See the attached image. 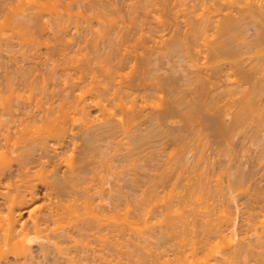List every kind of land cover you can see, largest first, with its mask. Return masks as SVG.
I'll use <instances>...</instances> for the list:
<instances>
[{
    "label": "bare ground",
    "instance_id": "1",
    "mask_svg": "<svg viewBox=\"0 0 264 264\" xmlns=\"http://www.w3.org/2000/svg\"><path fill=\"white\" fill-rule=\"evenodd\" d=\"M9 1V0H8ZM14 1V0H13ZM20 1V0H19ZM23 1V0H22ZM25 1H27V0H25ZM33 0H31V4L33 3L32 2ZM40 1V0H39ZM39 1L37 2V3H39ZM46 1H48V0H45L44 2H46ZM60 1V0H59ZM74 1H77V0H74ZM103 1V0H102ZM146 1V3H143V8L142 9H144V11L146 12L145 14L146 15H149V14H147V11L146 10H148L149 8L150 9H154V8H151L150 6L151 5H153L154 7H155V5H157L158 3H156L155 4V2H162V0L161 1H159V0H145ZM173 1V0H172ZM176 1V0H175ZM184 1V0H183ZM213 1H215L216 3L213 5V6H211V5H208V2L206 3L205 1H204V3H203V0H200V3H202L201 5L203 6L204 4V6H205V8H204V6L202 7V9L204 8L205 10H207V12H204V10H202V13L201 12H199V10H197V11H195L194 12V10L192 11L191 9H190V13L189 12H187V13H185V14H187V16H188V14L189 15H192L193 13H194V17L195 18H193V15H192V17L191 18H189V21H190V24L188 25V27L186 26V28H188L187 29V31L186 32H184L186 29H185V27L183 28L180 24V26H178V24L176 23H172L173 21L172 20H174L175 19V17L176 16H173L174 15V12L176 11H174L173 12V14L171 15V12L169 11H167V10H162L161 8L163 7V5L164 4H166V5H168V2H166V3H164V1L160 4L161 5V8L160 7H157V9H161L163 12H162V15H161V17L160 18H162L161 20H163V23H164V21L166 22L165 24H163L162 23V21L160 22V18H159V16H157L156 18H157V27H160V28H162V29H159V31H161L162 33H166V31H165V29H168L169 30V32H170V36H169V39H166L167 41H166V43H167V49H168V53H170V55H176V57L177 56H180V54H182L181 52H183L184 50H187V51H184V53L186 52L187 54H188V56H189V60H193L192 61V63L194 62L195 64H193L194 65V67H192V68H194L195 69V66H196V69H195V71L192 73V72H189V73H191L190 75H186L187 77H186V79H184L183 81H184V83L182 84L181 82L179 83L180 85V87L181 86H183V88L181 87V89H180V87H178L179 88V90L178 89H176L177 91L175 92V93H172V94H170L169 95V98L166 96V99L165 98H160V101H162L163 100V102L164 103H161V106H160V108H162V110H158V114L157 113H155V112H147V108L149 107V106H151V105H149V104H152V105H154V102L155 101H153L152 102V100L151 99H153V97H154V95L153 94H149V93H147L148 92V90L149 89H145L146 87H142V89H140L141 88V84L143 85V83H141V84H136V88H135V86L130 82L127 86L125 85V86H123V84H122V86H123V88H124V90L123 89H121L122 91H125L124 93H127V95H125L126 96V98H124V97H119L120 95V93H119V91H121V90H119L118 92H116V91H114V94H117V95H119V96H117V95H115V96H117L118 98H121V99H119L120 100V102H121V100H122V98H124V99H126V100H128V98H130L131 96L133 97V95H135V94H137V95H135L134 97L136 98L135 99V101L137 102V100H138V98H139V95H144L142 98H140L141 99V103H144V104H142V105H144V106H138V103H136V105H135V101H134V98H133V102L132 103H134V104H131V105H133V106H131V108L129 107L128 108V110L126 109L124 112H123V114H124V116H125V118H122L123 117V115H122V117L120 116V117H118L119 115L116 113V115H117V117H116V115H115V112H113L114 113V115L111 113V115H109L108 113H106V118L104 117L103 118V120H98V123H97V120H96V118H95V115H94V117H92L91 118V110H90V108L92 107V102H95L96 100L95 99H99V101L97 100L96 101V103H95V106L94 107H100V105H102L103 103L102 102H104L103 101V99L105 98V100H106V97L105 96H107V98H108V96H110L111 95V93L112 92H110V91H112L111 90V88L113 89V84L115 83V85H117L116 84V82H114V80H106L105 79V81L103 82L102 80H101V84L99 83V85H98V82H96V89L95 88H93V91L95 90L96 91V93H93V96H92V98H90V99H92V102H88V100H86V99H83V98H81V99H77L78 101H76V103H75V109L73 110V113L75 112V114L77 115L78 113H80L81 115H80V117H81V119L80 118H78V120L79 121H81V122H79L81 125H77V130H76V132H75V124L74 123H71L70 121V117H69V113H68V111L69 110H71V109H68V110H66V111H64L65 110V105H66V103H65V98H66V96L64 97H62V96H59L58 95V97L60 98L61 97V101L59 100V102H62V108L61 107H58V109H59V112H61L60 113V115L59 114H57V116H55L56 115V112H55V110L53 109V106H54V103L56 102H54L53 103V106L51 107L50 105H52L51 103H50V105L48 106V104L45 102V100L42 98V94L45 92V91H47V88L46 89H44L45 88V86L43 87V86H41V85H44V84H41V83H43V81H40V86H41V88L43 87V89H44V91L42 92L41 90H43V89H40L39 88V90H40V92H41V97L40 98H42L44 101V104H42L43 102L41 101V102H39V103H36V105H34L36 108L37 107H41V108H43V110H40L41 108H37L38 110H35L36 108L34 107V109L32 108V107H26V106H24V105H20V104H17V105H13L12 103V105H10V103H9V105L10 106H8L7 108H6V110H5V108H4V110L5 111H7V113L6 114H0V115H2V116H0V131H5V133L7 132V135H4V136H6V139H4V136H2V134L3 133H1L0 132V264H92V263H97V262H99L98 264H100V262L103 260V262H104V264H112V263H114V262H112V261H110L109 259H108V257H114L113 256V253L111 252V251H107V253L105 254H103L102 252H98L97 250H98V248L100 249V247H98L97 245V247L98 248H96L97 250H93V249H86L85 247H84V245L87 247V245L83 242V239H86L85 237H87L86 236V232L87 231H90V229H88L87 230V228L85 227V225H84V221L82 222L81 221V219L83 218L82 216H80V215H77V213H78V211H80L83 207H85L84 206V204H86V202H84V200H85V198H87V196H90V193H89V188H91L92 190H91V193H92V191H94L95 193L92 195V196H90V197H88L87 198V202L89 201H91L90 203H92L91 205H90V212H89V214L91 215V217H92V219H96V221H95V219H94V221H95V224H93V229H94V225H96V222H97V218H98V215L101 213V215L103 214V211H102V208H104V206L102 205V204H98V203H103V202H98V201H102L103 199H105V195L106 194H104V196L101 194V190H103V189H101L100 187V184L98 183H96L97 184V186L98 187H96V184H95V186L93 185V184H90L89 183V185H93L94 187H87L88 185H87V182H89V181H94V182H96L97 180H99L101 177L99 176V175H101L98 171H99V168H98V165H100V162H101V159H100V161H96L94 158V160L92 161L91 159H90V156H93V155H86V153H84L85 151H87V152H89V151H91L92 149H95V147H97L98 148V146L102 143V142H109V143H111L112 145H116L115 144V142L117 141V139L118 138H120V137H122L121 138V140L123 141H117L118 143L119 142H121V144L122 143H124V141H125V143H127L126 145L128 146L127 147V153L125 154V156L124 157H122L124 160L126 159V161L125 162H128V163H130L131 162V159L130 158H132V160L134 159V156H131L132 154H133V152L135 153V151H137L136 153H138V151H140L141 150V148L143 149V146H146V145H148L147 147H149L150 145L149 144H151V142H154V140H158V141H160V142H163V141H167V139L169 140V138L170 139H172V141H178V143L181 141V143L183 142V141H185L186 139H188V137H190L191 138V136L193 137V135H191L192 134V127H196V128H194V134L196 135V133H197V135L199 134L198 133V128L200 129V127L202 128V126H204V129H210L212 132L211 133H214V134H216V136L218 137L217 139H221L222 138V140L221 141H224V139L226 140V141H224V143H223V145L225 144V142H227V145L230 143L231 144V142L233 141V138H235V136L233 135L234 134V131L236 130V131H238L239 133H240V131L241 130H245L244 128L246 127V126H248V124H249V122L251 121V122H253L252 120H255L258 124H259V126H263L264 125V104H260V102L263 100V95H264V57H263V55H260V57H259V55L257 56L258 58H256L257 59V61H258V59H260L261 57H263V58H261L263 61H261V60H259L258 62H256V60L254 59V60H251V58H250V60L251 61H253L252 63H255L254 65L253 64H251V65H248L247 67L248 68H250L251 66H253V68H252V71H255V72H258L257 73V75L255 74V73H253L250 69V71L253 73V75L255 74L257 77H255V75H254V78H253V75L252 74H250V72H249V70H247L248 68L245 66L244 67V64H246V63H244L243 65H242V62L243 61H245L244 59H243V53L241 54V52H243V50H241V52L239 51L240 49H241V47H242V45H243V39L245 40V32H247V31H245V29H242V27L240 26V22L241 21H239V18L237 17V16H234V14H232V11H231V13H225L224 14V9H222V8H220V6L222 5V4H226V8H227V5L228 6H230V7H235V6H238V9H239V7L241 8V10H244L243 12L244 13H246V16L247 17H249L251 20H253L252 22V24H256L255 26H257L258 27V29H259V32L260 33H258L259 35H260V39L257 41V44L259 43L260 44V46H263L264 47V0H212V2ZM4 2V1H3ZM55 2V1H54ZM53 2V3H54ZM61 2V1H60ZM59 2V3H60ZM85 2V1H84ZM104 2V1H103ZM110 2V1H109ZM8 3V2H7ZM14 3V2H13ZM56 4H57V6H58V3L57 2H55ZM66 3V2H65ZM69 3V2H68ZM77 3V2H76ZM112 3H113V1H112ZM139 3H141L140 1H139ZM139 3H137L136 4V6L137 5H140ZM172 3H174V2H172ZM179 3V2H178ZM182 3V2H181ZM184 3V2H183ZM182 3V4H183ZM187 3V2H186ZM194 3V2H193ZM214 3V2H213ZM212 3V4H213ZM15 4V3H14ZM22 4V3H21ZM42 4V6H43V2H42V0H41V3H39V5H41ZM45 4V3H44ZM46 4H47V2H46ZM75 4V3H74ZM85 4V3H84ZM83 4V5H84ZM100 4V3H99ZM107 4V3H106ZM155 4V5H154ZM157 5V6H160V5ZM189 4H190V2H189ZM206 4H207V6H206ZM24 5H25V3H24ZM50 5V4H49ZM72 4H70V5H66L68 8L67 9H65V10H69V12L74 8H70V6H71ZM75 5H77V4H75ZM80 5V4H79ZM96 5V4H95ZM132 5H133V3H132ZM166 5H165V7H166ZM171 5V4H170ZM173 5V4H172ZM177 5V4H176ZM181 5V4H180ZM7 6V5H6ZM20 6V5H19ZM22 6V5H21ZM26 6V5H25ZM30 6V9L31 8H33V9H38V7L37 6H32L31 7V5H29ZM29 6H26V7H29ZM42 6H40V7H42ZM46 6H48V4L47 5H45V7H44V10H45V8H46ZM57 6H56V8H57ZM74 6V5H73ZM115 6V5H114ZM116 6H118V5H116ZM169 6V5H168ZM166 7L167 9L169 8V7ZM194 6V5H193ZM200 6V5H199ZM208 6H210L211 7V9L210 8H208ZM223 6V7H224ZM39 7V8H40ZM49 7V6H48ZM53 7H54V5H53ZM52 7V8H53ZM59 7V6H58ZM79 7V6H78ZM111 7V6H110ZM139 7H141V6H139ZM171 7V6H170ZM198 7V6H197ZM222 7V6H221ZM50 8V7H49ZM76 8V7H75ZM135 8V7H134ZM133 8V9H134ZM156 8V7H155ZM176 8V7H175ZM195 8V7H194ZM208 8V9H207ZM237 8V7H236ZM16 9V8H15ZM23 9V8H22ZM29 9V8H28ZM28 9H26V10H28ZM33 9H32V13H33V18L32 17H30V15H31V13H30V11H28L29 13V15L27 14V16L26 15H23V17L24 16H26L28 19H27V21H29L31 24H32V26L30 27V28H32V27H34L36 24V16H38V14H34V13H37V12H33ZM43 9V8H42ZM42 9H41V11H42ZM47 9V8H46ZM54 9V8H53ZM81 9V8H80ZM86 9V8H85ZM94 9V8H93ZM131 9V8H130ZM136 9V11H137V9H138V6H137V8H135ZM159 9V10H160ZM179 9V8H178ZM180 9H182V8H180ZM199 9V8H198ZM228 9V8H227ZM226 9V10H227ZM232 9H235V8H232ZM238 9H237V12H238ZM3 10H4V8H3ZM10 10H11V7H10ZM25 9L23 10V11H26ZM48 10V9H47ZM50 10V9H49ZM77 10H78V8H77ZM77 10H72L71 11V14L72 15H76L75 16V18L77 19L76 20V22H75V26H77V27H75V28H77V30L79 29V27H82L84 24H80V23H82V22H84L85 20H86V18H85V20H83L82 19V22L79 20V18H83V17H79V18H77L78 17V15L80 14V13H82V15H83V13L84 12H79L78 14H76V13H74L73 11H76L77 12ZM94 10H96V9H94ZM97 10H99V9H97ZM115 10V9H114ZM117 11H118V9H116ZM115 10V11H116ZM141 10V9H140ZM155 10V9H154ZM158 10V11H159ZM160 10V11H161ZM189 10V9H188ZM200 10H201V8H200ZM231 10V9H230ZM240 10V9H239ZM20 11H21V9H20ZM38 11H39V9H38ZM46 11V10H45ZM45 11H43L44 13H45ZM51 11H52V9H51ZM50 11V12H51ZM60 11V10H59ZM79 11V10H78ZM81 11V10H80ZM93 11V10H92ZM133 11V10H132ZM144 11H141V12H144ZM168 12L167 14H165L164 12ZM178 11V10H177ZM181 11V10H180ZM179 11V12H180ZM236 11V10H235ZM40 12V11H39ZM43 12H40L41 14L43 13ZM53 12V11H52ZM55 12V11H54ZM65 12V11H64ZM73 12V13H72ZM98 12V11H97ZM109 12V11H108ZM119 12V11H118ZM150 12H151V10H150ZM184 12V11H183ZM183 12H181V13H183ZM193 12V13H192ZM225 12H227V11H225ZM230 12V11H229ZM241 12V11H240ZM12 12H10V14H11ZM15 13V12H14ZM48 13V12H47ZM47 13H46V15H47ZM57 14H58V11L56 12ZM66 14H67V12H65ZM86 13V12H85ZM84 13V14H85ZM96 13V11H94V14ZM103 13V12H102ZM113 13V12H112ZM176 13V12H175ZM235 13V12H234ZM50 14H52V13H50ZM110 14V13H109ZM123 14V13H122ZM144 14V15H145ZM161 14V13H160ZM164 14L165 15H167L166 17L164 16ZM178 14H180V13H178ZM178 14H176L177 16H178ZM4 15V14H3ZM36 15V16H35ZM40 15V14H39ZM49 15V14H48ZM53 15V14H52ZM60 15H63V14H61L60 13ZM71 15V16H72ZM87 15V14H86ZM85 15V17H87ZM115 15V14H114ZM145 15V16H146ZM159 15V14H158ZM168 15L170 16V17H168ZM245 15V14H244ZM243 15V16H244ZM41 16H43V14L41 15ZM40 16V17H41ZM66 16V15H65ZM71 16H69L68 15V17H67V20L69 19L70 20V18H71ZM80 16V15H79ZM90 15H88V19L86 20V22L89 20V19H93L94 18V16L92 17V16H90V17H92V18H90L89 17ZM101 16V15H100ZM102 16H103V14H102ZM116 16V15H115ZM120 16V15H119ZM122 16V15H121ZM145 16H143V17H145ZM163 16H164V18H163ZM15 17V16H14ZM20 16H18V18H19ZM21 18V20L22 21H24V22H22V21H20V19H18V18H16L17 20H16V25H18V26H20L18 29H21L22 30V28L26 25V17H24V18ZM29 17H30V19H29ZM47 17V16H46ZM51 17V16H50ZM53 17V16H52ZM64 17V16H63ZM96 18L98 17V16H95ZM105 17H106V15H105ZM104 17V18H105ZM148 17V16H147ZM240 17V16H239ZM60 18H61V16H60ZM95 18V19H96ZM102 18V17H101ZM115 18V17H114ZM117 18V17H116ZM155 18V19H156ZM168 20H167V19ZM170 18V19H169ZM172 18V19H171ZM182 18V17H181ZM180 18V19H181ZM193 18V19H192ZM244 18V17H243ZM35 19V20H34ZM65 20H66V18H64ZM108 19L109 18H107V24H110L111 26L114 24H112V21H115V20H109V21H111V23L109 22L108 23ZM112 19V18H111ZM122 19V18H121ZM150 19H152V18H150ZM184 19V18H183ZM186 19H188V18H186ZM192 19V20H191ZM245 19V18H244ZM10 20V19H9ZM20 22H19V21ZM37 20H39V23L41 24H43V21H42V19L40 20L39 18H37ZM44 20V19H43ZM51 20V19H50ZM54 20H55V18H54ZM64 20V21H65ZM75 20V19H74ZM78 20L80 21L79 22V24H78ZM127 20V19H126ZM135 19H133V21H134ZM138 20V19H137ZM144 21H145V19H143ZM143 20H141V21H143ZM172 21V22H169V21ZM11 21H12V19H11ZM42 21V22H41ZM45 21V20H44ZM71 21V20H70ZM98 21H99V19H98ZM128 21V20H127ZM131 21V20H130ZM136 21V20H135ZM134 21V22H135ZM139 21V20H138ZM168 21V22H167ZM177 21H179V20H177ZM176 21V22H177ZM181 21V20H180ZM185 21V20H184ZM188 20H186V22H187ZM188 21V22H189ZM246 20H244L243 21V24H245L244 22H245ZM1 22V21H0ZM29 22L27 23V25L29 24ZM33 22H35V23H33ZM49 22H51V24H52V21H49ZM63 23V25H64V22H63V20L62 21H60L59 22V20H58V23H56V25L53 23V25H49V27L52 29H54L55 28V30H57V32L56 31H48V32H50V34L52 35L53 33H54V36H53V38L51 39L52 41H53V39H55L54 41L57 43V40L58 41H60V42H62L63 43V41H65V44L67 43V42H69V40H67V38L68 37H66V34L64 35V32L62 31L63 29L61 28V24L59 25V23ZM97 22V21H96ZM137 22V21H136ZM136 22L135 23H133V25L135 26L136 25V27L138 26V25H140L141 24V22L140 23H138V25L136 24ZM149 22V21H148ZM153 22H154V19H153ZM161 23V26H160V23ZM182 22V21H181ZM180 22V23H181ZM247 22V21H246ZM3 23V22H2ZM11 23V22H10ZM67 23H69V21H67ZM72 23V21L70 22V24ZM91 23H93L92 21H91ZM99 23H100V21H99ZM118 23V22H117ZM116 23V24H117ZM155 23V22H154ZM159 23V24H158ZM242 23V22H241ZM12 26H13V28L15 29L16 27H15V22L13 21L12 23ZM14 24V25H13ZM31 24H29V25H31ZM33 24H35L34 26H33ZM40 24H37L38 26L40 25ZM65 24H66V21H65ZM69 24V25H70ZM87 24H88V22H87ZM102 24V23H101ZM130 24V23H129ZM144 24V23H143ZM152 24V23H151ZM162 24H163V26H162ZM242 24V25H243ZM46 25H47V23L45 22V24H43L42 26H44L43 28L44 29H47V28H45L46 27ZM79 25H81V26H79ZM94 25V24H93ZM104 25V24H103ZM109 25V26H110ZM115 25V24H114ZM145 25V24H144ZM147 25V24H146ZM7 26V25H6ZM5 26V27H6ZM66 26V28L65 29H67V28H70V27H68V24H66L65 25ZM79 26V27H78ZM89 26V25H88ZM92 26V25H91ZM100 26V25H99ZM108 26V25H107ZM110 26V28L108 29L107 28V30H106V32H105V27H103V32H105V33H111V29L112 28H114V27H111ZM132 26V25H131ZM141 26V25H140ZM148 26V25H147ZM151 26V25H150ZM152 26H154V25H152ZM152 26L150 27V28H152ZM184 26V25H183ZM190 26V27H189ZM22 27V28H21ZM29 27H28V29H29ZM64 27V26H63ZM85 27V26H84ZM83 27V28H84ZM87 27V26H86ZM101 27V26H100ZM122 27V26H121ZM178 27V28H177ZM180 27V28H179ZM27 28V27H26ZM34 28H38V27H34ZM40 28V27H39ZM117 28V27H116ZM126 28V27H125ZM138 29L140 28V27H137ZM136 28V29H137ZM154 28V27H153ZM155 28H156V26H155ZM8 29V28H7ZM33 29V28H32ZM32 29H30V30H32ZM35 29V30H36ZM41 29V28H40ZM71 29H73V28H71ZM86 29V28H85ZM91 29H93V28H91ZM118 29V28H117ZM130 29V28H129ZM133 29V28H132ZM131 29V30H132ZM134 29H135V27H134ZM135 29V30H136ZM146 29V28H145ZM157 29V30H158ZM164 29V30H163ZM179 29H182V31L181 30H179ZM184 29V30H183ZM249 29V28H248ZM20 30V31H21ZM24 30H26L25 28H24ZM47 30H49V29H47ZM88 30H90V27H89V29ZM87 30V31H88ZM109 30H111V31H109ZM119 30V29H118ZM134 30V31H135ZM153 30H155V29H153ZM179 30V31H178ZM245 32H244V31ZM12 31V30H11ZM27 31V30H26ZM25 31V32H26ZM80 31V30H79ZM96 31V30H95ZM99 32H100V29L98 30ZM97 31V32H98ZM102 31V30H101ZM117 31V30H116ZM130 31V30H129ZM138 31H140V30H138ZM146 31V30H145ZM151 31V30H150ZM156 31V30H155ZM164 31V32H163ZM181 31V32H180ZM7 32V31H6ZM36 32V31H35ZM40 32H41V34H40ZM43 32L44 31H39V33H37V34H40V35H38V38L40 39L41 37H43ZM53 32V33H52ZM65 32H66V30H65ZM68 32H70V29H69V31H67V33ZM75 32V31H74ZM81 32H82V30H81ZM98 32V33H99ZM103 32L101 33L102 35H100V36H98V35H95L96 37H94V41H95V38H96V43H97V37L99 38V40H98V42L99 41H104V37H103ZM118 32V31H117ZM124 32V31H123ZM122 32V33H123ZM128 32V31H127ZM158 32V31H157ZM160 32V33H161ZM168 32V33H169ZM249 32V31H248ZM11 33V32H10ZM27 33H32V32H27ZM90 32H88V34H89ZM92 33H95V32H93L92 31ZM98 33H96V34H98ZM99 33V34H100ZM112 33H113V31H112ZM111 33V34H112ZM126 33V32H125ZM144 33V32H143ZM146 33V32H145ZM164 33V34H165ZM19 34V33H18ZM17 34V35H18ZM35 34V36L37 37V34L36 33H34ZM33 34V35H34ZM47 34V33H46ZM50 34H48L49 35V38H50ZM74 34V33H73ZM76 34V33H75ZM116 34V33H115ZM158 34H159V32H158ZM167 34V33H166ZM165 34V35H166ZM247 34V33H246ZM2 35V34H1ZM28 35V38L29 37H32L33 35L32 34H30V35H32V36H29V34H27ZM42 35V36H41ZM83 35V34H82ZM87 35V34H86ZM93 35V34H92ZM108 35V38L106 39L105 38V40H107V41H110V40H112L113 38L112 37H110V35L109 34H107ZM119 35H120V33H119ZM139 35V34H138ZM141 35H142V33H141ZM144 35V34H143ZM146 35V34H145ZM144 35V36H145ZM22 36V35H21ZM40 36V37H39ZM55 36H56V38H55ZM68 36V35H67ZM105 36V35H104ZM111 36H113V35H111ZM122 36V35H121ZM153 36V35H152ZM258 36V35H257ZM2 37V36H1ZM18 37V36H17ZM24 37V36H23ZM36 37H35V40L33 39V42L34 43H37L38 44V42H39V44H40V42H42L41 44H40V46L42 47V45L44 46L45 45V43H43V42H47L46 44H49V42H48V38L46 39L47 41H43L44 39L43 38H41L42 39V41H41V39L40 40H38V39H36ZM52 37V36H51ZM71 37V36H70ZM86 37V36H85ZM93 36H91V38H92ZM100 37L102 38L101 40H100ZM109 37L110 38H112V39H110V40H108L109 39ZM146 37V36H145ZM151 37V36H150ZM168 37V36H167ZM3 38V37H2ZM25 38V37H24ZM24 38H21V39H24ZM26 38H27V36H26ZM33 38V37H32ZM91 38H89V39H91ZM116 38V37H115ZM119 38V37H118ZM139 38H141V37H139ZM143 38V43H144V37H142ZM148 38V37H147ZM146 38V39H147ZM161 38V37H160ZM9 39V38H8ZM30 39L31 38H29V40H27V41H29L28 42V44H31L30 42H32V40L30 41ZM74 39V38H73ZM82 39V38H81ZM83 39H85V41L87 40L86 38H83ZM14 40V39H13ZM25 40V39H24ZM80 40V39H79ZM93 40V39H92ZM115 40V39H114ZM118 40V39H117ZM122 40V39H121ZM139 40V39H138ZM142 40V39H141ZM22 41V40H21ZM37 41V42H36ZM49 41H50V39H49ZM71 41V40H70ZM123 41H126V40H123ZM134 41V40H133ZM162 41V40H161ZM54 42V43H55ZM87 42H89L88 40H87ZM106 42V41H105ZM116 42V41H115ZM118 42V41H117ZM129 42V41H128ZM136 42V41H135ZM141 42V41H140ZM139 42V43H140ZM24 43V42H23ZM34 43H32L33 44V46H34ZM70 43V42H69ZM107 44H109L110 45V43H111V41L108 43V42H106ZM126 43V42H125ZM143 43H142V46H143ZM155 43V42H154ZM159 43V42H158ZM165 43V42H164ZM163 43V44H164ZM165 43V44H166ZM26 44H27V42H26ZM31 44V45H32ZM36 44V45H37ZM50 44H52V42L50 41ZM59 44V43H58ZM61 44V43H60ZM90 44V43H89ZM128 44V43H127ZM246 44V43H245ZM247 44H249V43H247ZM251 44V43H250ZM259 44H258V46H259ZM11 45H13V44H11ZM19 45V44H18ZM24 45H25V43H24ZM35 45V46H36ZM67 45V44H66ZM69 45V44H68ZM70 45H72V42L70 43ZM69 45V46H70ZM78 45V44H77ZM82 45V44H81ZM99 44H97L96 46H98ZM106 45V44H105ZM108 45V46H109ZM113 45H114V43H113ZM117 45H118V43H117ZM135 45H136V43H135ZM145 45V44H144ZM20 46V45H19ZM47 46V45H46ZM59 46H62V45H59ZM63 46H64V43H63ZM62 46V47H63ZM85 46V45H84ZM90 46H93V45H90ZM95 46V47H96ZM102 46H104V43H103V45ZM111 47H112V45H110ZM164 46V45H163ZM245 46V45H244ZM257 46V47H258ZM259 46V47H260ZM11 47V46H10ZM29 47V46H28ZM36 47H39V45L38 46H36ZM35 47V48H36ZM48 48H50L49 47V45L47 46ZM46 47V48H47ZM58 47V46H57ZM65 47V46H64ZM71 47V46H70ZM86 47V46H85ZM105 47V46H104ZM103 47V48H104ZM122 47V46H121ZM128 47V46H127ZM153 47V46H152ZM152 47H151V49H152ZM155 47V46H154ZM165 47V46H164ZM238 47H240V48H238ZM247 47V46H246ZM251 47V46H250ZM255 47V46H254ZM13 47H11V49H12ZM30 48V47H29ZM59 49H60V47H58ZM67 48H69V47H66V50H67ZM90 48V47H89ZM94 48V47H93ZM98 48V49H97ZM96 49V51L94 50V52L92 51L91 53H92V55H91V57L93 56V53L94 54H97V52L98 51H101L100 50V48L99 47H97ZM110 48V47H109ZM118 48H119V46H118ZM123 48V47H122ZM125 48V47H124ZM136 48V47H135ZM141 48V47H140ZM261 48V50H263L262 49V47H260ZM22 49H24V48H21V51H22ZM26 49V48H25ZM31 49V48H30ZM102 49V48H101ZM112 49V48H111ZM147 49H148V47H147ZM161 49V48H160ZM258 49V48H257ZM7 50V49H6ZM33 50V49H32ZM41 50V49H40ZM53 50V49H52ZM63 50H65V49H63ZM68 50H70V48L68 49ZM75 50V49H74ZM120 50V49H119ZM128 50H129V48H128ZM127 50V51H128ZM150 50V49H149ZM163 50V49H162ZM247 49H245V51H246ZM12 51V50H11ZM13 51H15V50H13ZM20 50H18V52H19ZM29 51V50H28ZM47 51H49V50H47ZM102 51H103V49H102ZM126 51V50H125ZM139 51V50H138ZM137 51V52H138ZM146 51V50H145ZM144 51V52H145ZM148 51V50H147ZM254 51V50H253ZM27 52V51H26ZM32 52V51H31ZM63 52V51H62ZM85 52V51H84ZM89 52V51H88ZM87 52V53H88ZM109 52H110V49H109ZM109 52H107V50L105 51V48H104V51H103V54L104 53H109ZM113 49H112V54H113ZM116 52V51H115ZM130 52V51H129ZM161 52H163V51H161ZM17 53V52H16ZM22 53V52H21ZM64 54H66L67 55V53H65V52H63ZM87 53H86V57L88 56L87 55ZM91 53H88L89 55L91 54ZM100 54H101V52H99ZM140 53V52H139ZM141 53H142V51H141ZM149 53V52H148ZM157 53V52H156ZM257 53V52H256ZM260 52H258L257 54H259ZM28 54V53H27ZM30 54H35L34 52L33 53H30ZM29 54V55H30ZM37 54V53H36ZM77 54V53H76ZM81 54V53H80ZM106 54H104V56L106 55ZM111 54V55H112ZM136 54H138V53H136ZM153 54V53H152ZM261 54V53H260ZM262 54H264V52L262 53ZM17 55H18V53H17ZM20 56H22L21 54H19ZM25 55V54H24ZM62 55V54H61ZM70 54H68L67 56H65V57H67L68 59H69V56ZM71 55H73V56H71V58L69 59V61H70V63L73 61H71V59H73L75 56H74V54H71ZM108 55V54H107ZM106 55V56H107ZM110 55V54H109ZM107 56L110 60H112V65H111V63H109L108 61H109V59H108V61L107 62H102L101 60H104L105 61V59L107 58H104L103 57V55L101 54L100 56H102V58H104V59H102L99 55V57L101 58L100 60H99V57L97 58L96 56V58H97V60H99V61H101L102 62V65H100L99 64V62H97L98 64V66L99 67H102L104 70H105V68H107V69H109V66L111 65V67H112V69L114 68V67H116V66H118V68L120 69L121 67H122V65H124L125 66V63H123V59H121V58H123V57H120V60H119V58H117V56H116V59H118V61H116V62H114L113 63V59H112V57H114L115 55H113V56ZM119 55H121V54H119ZM125 55V54H124ZM133 55V54H132ZM144 55V54H143ZM146 55V54H145ZM166 55V54H165ZM246 55V54H245ZM248 55V54H247ZM9 56V55H8ZM27 56V55H26ZM50 56V55H49ZM81 56H83V55H81ZM136 56H139V55H136ZM136 56H134L133 55V57H136ZM150 56V55H149ZM187 56V57H188ZM242 56V57H241ZM13 57V56H12ZM32 57H33V55H32ZM35 57V56H34ZM33 57V58H34ZM64 55H63V61H64ZM84 57V56H83ZM90 57V59L92 60V62L94 61L95 63H91V61H90V63L91 64H93L92 65V68L93 67H95L96 66V60L94 59L95 57L93 56L92 58L94 59H92ZM119 57V56H118ZM146 57V56H145ZM153 57V56H152ZM160 57V56H159ZM170 57V56H169ZM256 57V56H255ZM3 58V57H2ZM13 58H15V56L13 57ZM32 58V59H33ZM36 58V57H35ZM53 58V57H52ZM75 58H77V55H76V57ZM85 58V57H84ZM127 58V57H126ZM144 58V57H143ZM155 58H157V57H155ZM168 58V57H167ZM243 60H241V59ZM252 58H254V56L252 57ZM50 59V58H49ZM61 59V58H60ZM78 59V58H77ZM80 59V58H79ZM88 59H89V56H88ZM130 59V58H129ZM128 59V60H129ZM137 59H138V57H137ZM145 59V58H144ZM147 59H148V57H147ZM158 59V58H157ZM161 59H163V58H161ZM161 59H159V61L161 62ZM16 60V59H15ZM20 60V59H19ZM28 60H30V58H27L26 57V61H28ZM87 60V58H85V60H83L84 62ZM143 60V59H142ZM152 60V59H151ZM155 59H153V61H154ZM188 60V61H189ZM202 60H205L204 61V63H201L200 61H202ZM246 60H247V58H246ZM57 61V60H56ZM75 61H79V60H76L75 59ZM74 61V62H75ZM125 61V60H124ZM137 61V60H136ZM30 62V61H29ZM48 62V61H47ZM100 62V63H101ZM138 62V61H137ZM147 62V61H146ZM190 62V61H189ZM246 62V61H245ZM52 63V62H51ZM57 63V62H56ZM60 63V62H59ZM65 63H66V59H65V61H64V66L63 67H61V71L63 70V68H65L66 69V65H65ZM69 63V62H68ZM73 63V62H72ZM89 63V61H86V64H84V67L86 68V69H89L88 71L90 72V70H91V64ZM128 63V62H127ZM188 63V62H187ZM21 64V63H20ZM19 64V65H20ZM58 64V63H57ZM56 64V65H57ZM82 64V63H81ZM94 64H95V66H94ZM248 64H249V62H248ZM4 65H6V64H4ZM24 65V64H23ZM26 65V64H25ZM32 65V64H31ZM34 65H35V63H34ZM40 65V64H39ZM53 65V64H52ZM60 65V64H59ZM135 65H137V64H135ZM149 66H150V64H148ZM158 65V64H157ZM234 65H235V67H236V71H237V73H233L232 71H234ZM10 66V65H9ZM48 66V65H47ZM98 66H96L95 68H97ZM132 66V65H131ZM148 66V67H149ZM154 66V65H153ZM152 66V67H153ZM187 66V65H186ZM191 66H192V64H191ZM250 66V67H249ZM20 67V66H19ZM25 67H27V66H25ZM30 67V66H29ZM37 67V66H36ZM36 67H35V69H36ZM58 67V66H57ZM83 67V68H84ZM135 67V66H134ZM3 68H5V67H3ZM6 68H7V66H6ZM13 68H15V67H13ZM48 68H49V66H48ZM70 68H72V67H70ZM78 68V67H77ZM123 68V67H122ZM137 68V67H136ZM138 68H139V63H138ZM143 68V67H142ZM23 69H25L24 67H23ZM27 69V68H26ZM31 69H32V67H31ZM39 69V68H38ZM37 69V70H38ZM65 69L63 70V71H65ZM99 69H101V68H98V70ZM102 69V70H103ZM111 69V68H110ZM132 69H133V66H132ZM13 70V69H12ZM34 69H32V70H30L31 71V74L33 75L34 73H35V71H33ZM57 70H58V68H57ZM96 70V69H95ZM122 70V69H121ZM141 70V69H140ZM144 70V69H143ZM17 71H18V74H16V73H14V72H16V71H14V72H11L10 74H12V76L11 77H13V75H14V77L16 78V76L18 75L19 76V74L21 75V73H23V71H26V70H23V71H21V73H20V70L18 69V67H17ZM32 71H33V73H32ZM45 71V70H44ZM51 71H53L55 74H53V76L55 75V77L56 78H58V80L60 81V79H59V74L58 73H56L53 69H51ZM69 71V70H68ZM71 71V70H70ZM82 71V70H81ZM80 71V72H81ZM86 71V70H85ZM100 71V70H99ZM109 71H111V70H109ZM115 71V70H114ZM189 71V70H188ZM236 71H234V72H236ZM1 72V71H0ZM37 72V71H36ZM91 72H92V70H91ZM95 72V71H94ZM97 72V71H96ZM121 72V71H120ZM140 72V71H139ZM39 73H40V71H39ZM50 73H52V72H50ZM62 73V74H61ZM60 74H61V76L63 77V73L64 72H61ZM84 73V72H83ZM86 73V72H85ZM98 73V72H97ZM122 73V72H121ZM138 73V72H137ZM186 73H187V71H186ZM3 74V73H2ZM5 74V73H4ZM27 74H30V72H29V70H28V73H26V76H27ZM46 75H50L51 76V74H47V73H45ZM56 74H58V77L56 76ZM66 74H68V72L66 73ZM74 74H75V72H74ZM80 74V73H79ZM87 74H89V73H87ZM95 74V73H94ZM118 74V73H117ZM143 74V73H142ZM147 74V73H146ZM145 74V75H146ZM153 74V73H152ZM260 76H259V75ZM23 76H24V74H22ZM21 75V76H22ZM35 75H37V76H40L38 73H35ZM34 75V76H35ZM46 75H45V77H46ZM71 75V74H70ZM76 75V74H75ZM95 75H97V74H95ZM111 75V74H110ZM126 75V74H125ZM140 75V74H139ZM148 75H149V73H148ZM0 76H1V74H0ZM17 76V77H18ZM20 76V77H21ZM21 77L20 79H18V78H16V80H15V78H13V80L12 79H9V81H7L8 82V91H9V89H11V94H13L14 93V90H15V92H16V90L18 89L17 87H15L14 88V86L17 84V86L19 87V88H21V83L23 82L22 80H24V78H26V77ZM33 76V77H34ZM48 76L46 77L47 78V80L46 79H44V80H46L47 82H44V83H46V86L47 87H49V82H48ZM53 76H51L50 77V80L52 79V77ZM77 76V75H76ZM75 76V77H76ZM94 76V75H93ZM115 76V75H114ZM120 76V75H119ZM127 76V75H126ZM129 76H130V74H129ZM132 76H133V74H132ZM135 76H136V74H135ZM135 76H133L134 78H135ZM238 76V77H237ZM2 77V76H1ZM10 77V78H11ZM40 77H42V76H40ZM39 77V78H40ZM55 77H53V78H55ZM68 77V76H67ZM80 77V76H79ZM78 77V78H79ZM84 77V76H83ZM87 77V76H86ZM100 77H101V75H100ZM168 77H170V76H168ZM184 77V76H183ZM237 78V79H234V78ZM258 77H260V80H259V78ZM6 78V77H5ZM27 78H29V76L27 77ZM35 78V77H34ZM33 78V79H34ZM38 77H36L35 78V80L34 81H30V82H27L28 84L30 83H32L31 84V86H33V87H35L33 84H36V83H39V82H37L38 80H39V78H38V80H36ZM43 78H44V76H43ZM61 78V77H60ZM69 78V77H68ZM67 78V80H69ZM77 78V77H76ZM96 78V77H95ZM105 78V77H104ZM108 78H110V76L108 75ZM128 78V77H127ZM138 78V77H137ZM145 78V77H144ZM151 78V77H150ZM149 78V79H150ZM161 78H163V77H161ZM240 78V79H239ZM253 78V79H252ZM256 78H258L257 80H259L260 81V83L258 84L257 82V80H256ZM17 79H18V81L20 80V81H22L20 84H18L16 81H17ZM42 79V78H41ZM63 79H64V77H63ZM72 79V78H71ZM88 79V78H87ZM86 79V80H87ZM111 79V78H110ZM142 79V78H141ZM164 80H165V77L163 78ZM239 79V80H238ZM242 79V80H241ZM8 80V79H7ZM29 80H32L31 78L30 79H28V81ZM49 80V81H50ZM65 80V79H64ZM73 81L74 80H76V79H72ZM82 80V79H81ZM92 80V79H91ZM95 81H96V79H94ZM99 80V79H98ZM128 80V79H127ZM134 80V79H133ZM137 80V79H136ZM147 80H148V78H147ZM170 81H171V78L169 79ZM252 80H256L255 82L257 83H253V85L255 86H253V85H251L250 84V82L249 81H252ZM6 81V80H5ZM13 81H14V84H13ZM26 81H27V79L25 80V83H26ZM36 81V83H33V82H35ZM52 81H55V80H52ZM84 81H85V79H84ZM115 81H116V79H115ZM119 81V80H118ZM142 81V80H141ZM158 81V80H157ZM156 81V82H157ZM175 81V80H174ZM177 81V80H176ZM243 81V82H242ZM58 82V81H57ZM68 82H70V81H68ZM67 82V83H68ZM120 82V81H119ZM134 82V81H133ZM137 82V81H136ZM144 82V81H143ZM249 82V83H248ZM3 83V82H2ZM16 83V84H15ZM24 83V82H23ZM52 83V82H51ZM78 83V82H77ZM80 83V82H79ZM95 83V82H94ZM138 83V82H137ZM148 83H149V81H148ZM152 84H153V82H151ZM13 84V85H12ZM27 84V85H28ZM53 84V83H52ZM55 84V83H54ZM65 84V83H64ZM63 83H62V85H64ZM71 84H72V81H71ZM83 84H85V83H83ZM87 84V83H86ZM121 84H119V85H121ZM147 84V83H146ZM151 84V85H152ZM178 85V83L176 82H174L173 83V81L172 82H169V81H160V79H159V82H157L156 83V85L155 86H157V87H160V86H162V88H168V87H170V86H173L174 88H175V86L176 85ZM182 84V85H181ZM248 84V86H246ZM6 85V84H5ZM4 85V86H5ZM25 85V84H24ZM27 85L26 86H23V87H27ZM37 85V84H36ZM77 85V84H76ZM92 85V84H91ZM110 85H112V87L110 86ZM118 85V86H119ZM137 85H138V87H139V89H137ZM249 85H251L250 87H252V88H249ZM30 86V87H31ZM39 86V84L36 86V87H38ZM50 86H51V84H50ZM56 86V85H55ZM61 86V85H60ZM90 86V85H89ZM146 86V85H145ZM29 87V85H28V88L27 89H31L33 92H31V90H30V92L32 93V94H34L35 95V93H34V91L37 89L36 87V89L34 90L33 88H30ZM52 87H53V85H52ZM59 87V86H58ZM74 87V86H73ZM76 87V86H75ZM87 87V86H86ZM93 86H91V88H92ZM115 87V86H114ZM121 87V86H120ZM173 87H171L172 88V92H174L173 91ZM185 87L186 88H188L187 90L185 89ZM1 88V87H0ZM5 88V87H4ZM50 88V87H49ZM48 88V91H50V89ZM84 88V87H83ZM135 88V89H134ZM150 88V87H149ZM176 88H177V86H176ZM25 89V88H24ZM56 89V88H55ZM74 89V88H73ZM89 89V88H88ZM87 89V90H88ZM119 89V88H118ZM137 89V90H136ZM155 89H157V88H155ZM183 89V90H182ZM21 89H19V90H17V91H20ZM28 90V91H29ZM91 91H92V89H90ZM117 90V89H116ZM135 90V91H134ZM47 91V92H48ZM51 91H53V89L51 90ZM76 91V90H75ZM84 91V90H83ZM89 91V90H88ZM87 91V92H88ZM90 91V92H91ZM152 91H154V90H150V92L152 93ZM39 92V91H38ZM46 92V95L47 94H52L51 92L49 93H47ZM189 92H190V94H191V96H192V98L189 96L190 94H189ZM25 93V92H24ZM55 93V92H54ZM53 93V94H54ZM57 93H58V91H57ZM75 93V92H74ZM85 93V92H84ZM92 93V92H91ZM110 93V94H109ZM2 94V93H1ZM0 94V95H1ZM20 94H21V92H20ZM40 94V93H39ZM38 94V95H39ZM72 94V93H71ZM83 94V93H82ZM95 94V95H94ZM189 94V95H188ZM14 95V94H13ZM13 95H12V99H15L16 97H15V95H16V93H15V95H14V97L15 98H13ZM37 95V94H36ZM57 95V94H56ZM128 95H130V97L128 96ZM5 96V95H4ZM25 96V95H24ZM48 96V95H47ZM73 96V95H72ZM79 96V95H78ZM77 96V97H78ZM80 96H82V95H80ZM122 96V95H121ZM128 96V97H127ZM158 96V95H157ZM11 97V96H10ZM9 97V98H10ZM51 97V96H50ZM50 97H48V98H50ZM84 97V96H83ZM104 97V98H103ZM113 97H114V95H113ZM132 97L130 98V100H132ZM141 97V96H140ZM190 97V98H189ZM5 98V97H4ZM3 98V99H4ZM37 98H39V97H37ZM37 98H35V99H37ZM47 98V99H48ZM52 98L54 99L55 98V95H54V97L52 96ZM48 99V100H53V99ZM74 98V97H73ZM110 98V97H109ZM112 98V97H111ZM111 98L109 99V100H111ZM117 98V99H118ZM1 99V98H0ZM2 99V100H3ZM26 99H27V97H26ZM68 99V98H67ZM89 99V100H90ZM124 99L122 100L124 103H126L125 101H124ZM261 99V100H260ZM5 100V99H4ZM3 100V101H4ZM39 100H41V99H39ZM150 100H151V103H150ZM6 101H8V97H7V100ZM17 101V100H16ZM15 101V102H16ZM22 101V100H21ZM49 101V102H50ZM14 102V101H13ZM48 102V101H47ZM51 102H53V101H51ZM112 102H114V100L112 101ZM116 102V101H115ZM114 102V103H115ZM119 102V101H118ZM117 102V103H118ZM119 102V103H120ZM122 102V103H123ZM158 102V101H157ZM221 102V103H220ZM5 103H7V102H5ZM46 103V104H45ZM70 103V102H69ZM105 103V102H104ZM224 104V103H226V104H224L223 106L222 105H220V104ZM3 104V103H2ZM65 104V105H64ZM113 104V103H112ZM112 104L110 105V106H112ZM126 104H128V103H126ZM126 104L124 105V106H126ZM130 104V103H129ZM147 104V105H146ZM162 104H163V106H162ZM30 105V104H29ZM47 105L48 106V108H46L47 109V111H46V109H45V106ZM69 105V104H68ZM116 105H118V104H116ZM123 105V104H122ZM135 105V106H134ZM146 105V106H145ZM149 105V106H148ZM156 105V104H155ZM32 106V105H31ZM56 106V105H55ZM59 106H60V104H59ZM64 106V107H63ZM102 106H104V105H102ZM102 106H101V108H102ZM109 105H108V107H110ZM115 106V105H114ZM113 106V107H114ZM128 106V105H127ZM130 106V105H129ZM148 106V107H147ZM157 106H158V104H157ZM156 106V107H157ZM226 106H228L229 108H230V110H226L225 111V107ZM262 106V107H261ZM6 107V106H5ZM70 107V106H69ZM115 107H117V106H115ZM121 107V106H120ZM147 107V108H146ZM159 107V106H158ZM1 108V107H0ZM63 108H64V110H63ZM106 108V107H105ZM104 108V109H105ZM112 108V107H111ZM126 108V107H125ZM124 108V109H125ZM2 109V108H1ZM57 109V108H56ZM62 109V110H61ZM73 109V108H72ZM114 109V108H113ZM112 109V110H113ZM159 109V108H158ZM208 109H212V110H214V109H216L217 110V112H216V110H214L215 111V113L216 114H213V115H211V116H209V113H206V115H204L203 114V112L204 111H207ZM231 109H233V111L231 110ZM34 110V111H33ZM93 110H94V108H93ZM116 109H114V111H115ZM117 110H118V107H117ZM116 110V111H117ZM122 110V109H121ZM152 110V109H151ZM150 110V111H151ZM2 111V110H1ZM18 111H19V113H18ZM46 111V112H45ZM102 111V110H101ZM104 111V110H103ZM154 111V110H153ZM156 111V110H155ZM159 111H161V112H159ZM211 111V110H210ZM43 113V115L42 116H40L41 117V120H39L41 123H42V125L40 126V127H38V125H37V122L35 121V120H37L38 119V116H36V114L38 115V113ZM106 112V111H105ZM105 112H102V114L104 113L105 114ZM110 112H112V111H110ZM109 112V113H110ZM126 112V113H125ZM121 113V112H120ZM50 114V115H49ZM71 114L72 113H70V116H71ZM100 114H101V112H100ZM101 114V115H102ZM53 116V117H52ZM103 116H105V115H103ZM1 117H2V119H1ZM23 117H25V118H27V119H32V117H33V123H35V125H32L33 127V129H31V128H28V126L29 125H27V121L25 122V120H24V118ZM37 117V118H36ZM52 117V118H51ZM72 117V116H71ZM99 117V116H98ZM51 118V119H50ZM95 118V119H94ZM100 118V117H99ZM119 118V119H118ZM120 118H122V119H120ZM23 119V120H22ZM26 119V120H27ZM77 119V118H76ZM177 120H179V121H177ZM35 121V122H34ZM38 121V122H39ZM100 121V122H99ZM254 121V122H255ZM183 122V123H182ZM69 123H71V124H73L74 125V127L73 128H71V127H69L70 125H69ZM195 123H197L198 124V127L196 126L197 124H195ZM193 124H195L194 126H193ZM72 125V126H73ZM199 125H201L200 127H199ZM256 125V124H255ZM258 126V125H257ZM31 127V126H30ZM260 127H258V129H259ZM263 128V127H262ZM28 129H30L31 130V132L33 131V130H35V131H33V133H30V134H26V131H28ZM203 129V128H202ZM202 129H201V131H202ZM257 129V128H256ZM196 130H197V132H196ZM240 130V131H239ZM200 131V130H199ZM201 131H200V133H201ZM205 131V130H204ZM208 131V130H207ZM20 132H22V136H19V140L18 141H14V143H12L11 142V140H13V138H14V140L16 139V137H15V135H17V134H19ZM203 132V131H202ZM237 132V133H238ZM245 132V131H244ZM4 133V134H5ZM13 133V135H14V137L11 135ZM190 133V135L191 136H188V134ZM207 133V132H206ZM205 133V134H206ZM246 133H247V131H246ZM213 134V135H214ZM20 135V134H19ZM186 135H187V137H186ZM196 135V136H197ZM208 135V134H207ZM18 136V135H17ZM203 136H206V135H203ZM233 136V137H232ZM239 136V135H238ZM243 136V135H242ZM1 137H3V139L1 138ZM22 137V138H21ZM197 138V137H196ZM200 138V137H199ZM203 138V137H202ZM18 139V138H17ZM195 139V138H194ZM204 139H205V137H204ZM208 139V138H207ZM188 140H190V139H188ZM229 140H230V142H229ZM3 141H9L11 144H9V143H7L9 146H10V148L11 149H7V150H3V149H6V148H8L9 146H6L5 145V142L3 143ZM113 141H114V144H113ZM171 140H169V142H170ZM187 141V140H186ZM185 141V142H186ZM191 141V140H190ZM78 142H80V144L82 143V144H84V147L82 146H80V144L78 145ZM106 142V143H107ZM185 142H183L184 144H185ZM194 142V141H193ZM192 142V143H193ZM200 142V141H199ZM204 142V141H203ZM4 145H3V144ZM109 143H107V144H109ZM117 143V144H118ZM124 143V144H125ZM157 143H159V142H157ZM171 143V142H170ZM189 143V142H188ZM192 143H190V144H192ZM195 143V142H194ZM206 143V142H205ZM79 146H77V145ZM81 144V145H82ZM103 144V143H102ZM101 144V145H102ZM123 144V145H124ZM161 144V143H160ZM163 144V143H162ZM173 144V143H172ZM171 144V145H172ZM200 144V143H199ZM219 144H222V142L221 143H219ZM229 144V145H230ZM233 144V143H232ZM232 144L230 145L231 146V148H228L229 150L231 149L232 150ZM74 145H76L77 146V149H79L80 147V149H79V151L81 150V152L83 151V153H81V152H79V154L77 155V152H75L77 149H75L76 148V146L74 147ZM105 145V144H104ZM125 145V146H126ZM155 145V144H154ZM165 145H166V143H165ZM178 145V144H177ZM188 146H189V144H187ZM201 145H202V143H201ZM226 145V144H225ZM72 146H73V148H72ZM103 146V145H102ZM117 147L116 148H118V145H116ZM120 146V145H119ZM179 146V145H178ZM199 146V145H198ZM203 146H204V144H203ZM105 147H107V149L109 150V148H108V146H104V148ZM122 147V146H121ZM154 147V146H153ZM193 147V146H192ZM202 147V146H201ZM72 148V149H71ZM96 148V149H97ZM99 148H101V146H99ZM103 148V147H102ZM103 148V149H104ZM124 148V147H123ZM164 148V147H163ZM179 148V147H178ZM188 147H186V149H187ZM190 148V147H189ZM125 149V148H124ZM138 149H140V150H138ZM145 150H147L148 148H144ZM161 149V148H160ZM182 149H184V148H182ZM181 149V150H182ZM11 150V151H10ZM73 150L74 151V154H75V156L73 155V156H71V151ZM98 150H102V149H98ZM120 150H122V149H120ZM144 150V151H145ZM176 150V149H175ZM1 151H4V154L6 155V156H4L3 155V153L1 152ZM8 151V152H7ZM10 151V152H9ZM73 151H72V154H73ZM78 151V150H77ZM96 151V150H95ZM117 151V150H116ZM157 151V150H156ZM162 151V150H161ZM167 151V150H166ZM179 151H180V149H179ZM186 151V150H185ZM193 151V150H192ZM191 151V152H192ZM99 152V151H98ZM141 152V151H140ZM153 152V151H152ZM171 152V151H170ZM184 152V151H183ZM189 152H190V150H189ZM231 152V151H230ZM6 153H9V155H11V156H13V158L12 157H10L9 155H8V157H7V154ZM144 153V152H143ZM155 153H157V152H155ZM166 153V152H165ZM177 153V152H176ZM175 153V154H176ZM185 153V152H184ZM89 154H90V152H89ZM92 154V153H91ZM96 154H99V153H96ZM96 154H95V156H96ZM107 153H105V155H106ZM181 154V153H180ZM187 154H188V152H187ZM87 157H85V156ZM104 155V154H103ZM135 155V154H134ZM139 154H137V155H135V158H136V156L137 157H140V156H138ZM141 155H142V153H141ZM145 155V154H144ZM160 155V154H159ZM182 155H183V153H182ZM198 155V154H197ZM233 155V154H232ZM78 156V158H76ZM89 156V157H88ZM95 156H93V157H95ZM99 156V155H98ZM177 157V159H179V158H181V156L180 157H178L179 156V154H177L176 155ZM187 156V155H186ZM195 156V155H194ZM200 156V155H199ZM4 157H5V159H4ZM9 159V161H8V159ZM103 157V156H102ZM101 157V158H102ZM109 157V156H108ZM156 157V156H155ZM175 157V156H174ZM185 157V156H184ZM195 157H197V156H195ZM194 157V158H195ZM202 157V156H201ZM12 158V159H11ZM88 158L92 161V162H90V160H88ZM106 158V157H105ZM129 158V159H128ZM148 158V157H147ZM183 158V157H182ZM107 159V158H106ZM106 159H103V160H106ZM121 159V158H120ZM157 159V158H156ZM187 159V158H186ZM186 159L185 160H179L180 161V163H181V165H179V166H181L180 168H187L186 167V163L187 162H190V161H187L186 162ZM209 159V158H208ZM10 160H15L16 161V166L15 167H12L11 165H8L7 167L8 168H5L4 167V165L3 164H5L6 162L5 161H8L9 163H10ZM98 160V159H97ZM110 160H111V158H110ZM119 160V159H118ZM122 160V159H121ZM128 160H130V161H128ZM137 160V159H136ZM144 160V159H143ZM147 160V159H146ZM161 160V159H160ZM174 160V159H173ZM188 160V159H187ZM191 160V159H190ZM204 160V159H203ZM202 160V161H203ZM114 161V160H113ZM134 161V160H133ZM169 161H171V160H169ZM195 161V160H194ZM193 161V162H194ZM205 161V160H204ZM207 161V160H206ZM7 162V163H8ZM102 162H105V161H102ZM101 162V163H102ZM136 162V161H135ZM138 162H139V160H138ZM143 162V161H142ZM156 163H157V161H155ZM159 162V161H158ZM174 162V161H173ZM176 162H178V161H175L174 163L176 164ZM261 162V161H260ZM8 163V164H9ZM99 163V164H98ZM107 162H105V164H106ZM166 163H167V161H166ZM179 163V162H178ZM177 163V164H178ZM179 163V164H180ZM201 163V162H200ZM12 164V163H11ZM14 164V163H13ZM98 164V165H97ZM111 164H113V163H111ZM110 164V165H111ZM115 164H116V162H115ZM114 164V165H115ZM122 164H124V161L122 160ZM144 164V163H143ZM160 165L161 164H164V163H159ZM170 164V163H169ZM175 164H173V165H175ZM193 164V163H192ZM198 164V163H197ZM202 164V163H201ZM261 164V163H260ZM263 164V163H262ZM7 165V164H6ZM92 165H97V166H93L94 168H91V166ZM131 165V164H130ZM134 165V163L132 164V167H135V166H133ZM156 165V164H155ZM171 165V164H170ZM172 165V166H173ZM116 166V165H115ZM128 166V165H127ZM138 166V165H137ZM136 166V167H137ZM142 166V165H141ZM145 166V165H144ZM147 166V165H146ZM154 166V165H153ZM157 166V165H156ZM168 166V165H167ZM172 166H169V167H166V168H171ZM101 167H102V165H101ZM107 167V166H106ZM114 167V166H113ZM130 167V166H129ZM129 167H127V168H129ZM158 167H159V165H158ZM165 167V166H164ZM164 167H163V169H160L159 168V170L161 171V170H164ZM174 167V166H173ZM188 167H189V165H188ZM191 167V166H190ZM195 167V166H194ZM241 167V166H240ZM115 168V167H114ZM141 168H143V167H141ZM141 168H139V169H141ZM147 168V167H146ZM157 167H155L154 169H156ZM179 167H178V169H180ZM184 168V169H185ZM193 168V167H192ZM206 168H207V166H206ZM235 168V167H234ZM120 169H122V168H120ZM136 169V168H135ZM166 170V171H170V169L169 170ZM191 169V168H190ZM236 169V168H235ZM238 169V168H237ZM240 169V168H239ZM244 169V168H243ZM119 170V169H118ZM133 170V169H132ZM137 170V169H136ZM186 170H189L188 168L186 169ZM115 171V170H114ZM128 171H129V169H128ZM140 172H141V170H139ZM159 171V172H160ZM165 171V170H164ZM164 171H162V176L164 175ZM175 171H176V169H175ZM192 171V170H191ZM190 171V172H191ZM202 171V170H201ZM223 171V170H222ZM221 171V172H222ZM232 171V170H231ZM234 171V170H233ZM239 171V170H238ZM240 171H241V169H240ZM116 172V171H115ZM120 172H122V171H120ZM133 172V171H132ZM157 172V171H156ZM172 172H174V171H172ZM204 172V171H203ZM225 172V171H224ZM98 173H99V175H98ZM124 173V172H123ZM127 173H129V172H127ZM143 174H144V172H142ZM158 173V172H157ZM195 173V172H194ZM197 173H198V171H197ZM226 173H228V172H226ZM234 173V172H233ZM244 173H248V172H246V171H244ZM255 173V172H254ZM141 174V173H140ZM152 174V173H151ZM154 174L155 173H153V176H154ZM161 174V173H160ZM166 174V173H165ZM169 174H170V172L168 173V175L166 174L163 178L164 179H162L160 182H163L164 180V182H166V179H165V177L167 176V179H169ZM199 174V173H198ZM198 174H197V176H198ZM203 174V173H202ZM229 174V173H228ZM236 174V173H235ZM91 175H93V177H91ZM128 174H126V176H127ZM158 175V174H157ZM183 175V174H182ZM204 175H205V173H204ZM203 175V176H204ZM221 175V174H220ZM231 175V174H230ZM129 176V175H128ZM146 176V175H145ZM159 176V175H158ZM172 176V175H171ZM171 176H170V178H171ZM181 176V175H180ZM190 176V175H189ZM192 176V175H191ZM195 176V175H194ZM193 176V177H194ZM219 176V175H218ZM229 176V175H228ZM255 176V175H254ZM118 177V176H117ZM139 177H140V175H139ZM148 177H149V175H148ZM150 177H152V176H150ZM160 177H161V175H160ZM178 177V176H177ZM182 177V176H181ZM185 177V176H184ZM187 177H188V174H187ZM186 177V178H187ZM208 177H209V175H208ZM217 177V176H216ZM230 177V176H229ZM246 177V176H245ZM248 177V176H247ZM250 177V176H249ZM252 177V176H251ZM131 178V177H130ZM162 178V177H161ZM176 178V177H175ZM174 178V179H175ZM185 178V179H186ZM200 178H201V176H200ZM204 179L206 178V177H203ZM202 178V179H203ZM235 179L232 181H229L228 180V182H230V184L229 183H227V184H229V186H228V188H227V190L228 191H226L225 193H226V195L224 194H222L221 192H220V190H215L216 191V193L219 195V196H223L222 198H220V199H226V200H224L223 202H225V201H227L225 204H223L222 203V209L223 210H226V209H230V211L231 212H228L229 210H226L227 211V213H226V211H223V212H221L222 214V216H224V217H221V215H219L220 217H221V219H222V221L220 222L221 224H219V222H218V224L219 225H221L220 226V228H219V226H218V228H213L214 227V224H213V227L211 228L212 230H215V231H207V233L209 232V233H215V235L213 236L214 237V242H216V240H218L217 242H218V244L216 245V243H213L212 242V244H214V245H216V247H214L213 245H212V248L210 249V251L212 252V253H210V251L209 250H204L205 252H204V255L202 254L203 252L201 251V254L203 255V257H202V260H200V259H197L198 257H197V255L200 253V251L199 250H201V249H204V248H202V246H206V245H202L201 244V242H199L202 246H200L199 245V243H198V245L200 246V248L201 249H199V247L197 246V247H195V248H197V249H195L194 248V246H190L189 244H191V245H194V243H189V244H186L191 250H189V254L188 253H186V252H188V250H186L188 247L186 246V248L185 247H183V248H185V250H186V252L184 251V250H182L183 248L181 247V245L183 244V243H181L180 245H179V250H178V252H177V250H176V252L178 253V254H175L176 256V259L174 260V257H172V260H171V255H170V257L168 258H166L165 256V252H167V250L165 249V251H164V257H161L160 258V256H162V254L160 255V253H162L163 251L161 250L162 248H160L159 246V249H160V251H162V252H160L159 253V250L157 251L156 250V253H159V255L158 254H155V256L156 255H158L159 256V260L158 261H162L161 259L163 258V259H166V261H167V259H169V260H171V261H173L174 260V262L176 261V263L177 264H212V262H211V260L210 259H212L213 260V262H215L214 261V258L216 257V261H217V263L218 264H250V262H252L253 260L255 261L254 263L255 264H264V245H261L262 243L264 244V242H262L263 240H262V237H263V235H262V237H261V239L259 240L260 242H261V244H258L259 242H256V244H258V246L257 247H260V249H258L257 247H255L254 245H255V243H254V247L252 248L251 246H252V244H253V240L251 241V243L250 242H248L247 244H246V242L248 241L247 240V238L246 237H244L243 236V234L242 233H239V231H238V229H236V227L237 228H239L236 224H238L237 223V219H236V211L234 212V207H235V205H234V201L233 200H235L234 198L232 199V197H231V195H229L230 193H235V191H238V190H243V183L245 182L244 180H246V179H244L243 180V176L241 175V172H239V173H237V175H235V177H234ZM97 179V180H96ZM121 179H123V178H121ZM136 179V178H135ZM148 180H150L149 178H147ZM146 179V181H148ZM157 179V178H156ZM217 179V178H216ZM101 180H102V178H101ZM134 180V179H133ZM141 180V179H140ZM158 180V179H157ZM159 180H160V178H159ZM172 180V179H171ZM176 180H177V178H176ZM176 180H175V183H176ZM179 180V179H178ZM182 180V179H181ZM215 180V179H214ZM251 180V179H250ZM100 181V180H99ZM125 181V180H124ZM185 181V180H184ZM189 181V180H188ZM244 181V182H243ZM98 182V181H97ZM138 182V181H137ZM157 182V181H156ZM163 182V183H164ZM171 182V181H170ZM173 182H174V180H173ZM204 182H206V181H204ZM251 182V181H250ZM148 183V182H147ZM151 183V182H150ZM152 183H154L153 181H152ZM159 183V182H158ZM163 183H161V185L163 184ZM167 183V182H166ZM172 183V182H171ZM182 183V182H181ZM192 183V182H191ZM190 183V185L192 186V184ZM195 183V182H194ZM211 182H209V184H210ZM213 183V182H212ZM123 184V183H122ZM132 184V183H131ZM139 184V183H138ZM149 184V183H148ZM156 184V183H155ZM160 184V183H159ZM159 184L158 185H156V186H159ZM184 184H186V183H184ZM187 184H189V183H187ZM198 184V183H197ZM197 184H196V186L195 187H197L200 191H203V189H205L204 190V192H203V194H198L200 191L198 190H196L198 193H197V196L200 198V199H203V197L202 196H205V195H208L209 194V196H210V192L211 191H214L213 189L211 190V188H205V185H203L204 186V188L202 189V185H200L199 187L197 186ZM209 184H208V186H209ZM85 185H87V186H85ZM113 185V184H112ZM111 185V186H112ZM115 185H117V184H115ZM114 185V186H115ZM146 185V184H145ZM171 185V184H170ZM176 185H177V183H176ZM199 185V184H198ZM211 185V184H210ZM216 185H219V184H216ZM231 185V186H230ZM241 185H242V189H241ZM132 186H133V184H132ZM143 186V185H142ZM167 186V185H166ZM174 186V185H173ZM181 186V185H180ZM179 186V187H180ZM189 186V185H188ZM207 186V185H206ZM221 186V185H220ZM223 186V185H222ZM227 186V185H226ZM139 187H141V186H139ZM146 187H148V186H146ZM154 187H155V185H154ZM163 187V186H162ZM171 187V186H170ZM186 187V186H185ZM190 187V186H189ZM219 187V186H218ZM225 187V186H224ZM223 187V188H224ZM248 187V186H247ZM93 188H94V190H93ZM112 188H114V189H112V190H116V192L118 191L119 193L121 192L119 189L117 190V186H115V187H112ZM116 188V189H115ZM128 188V187H127ZM148 188H150V187H148ZM151 188H152V186H151ZM156 188V187H155ZM160 188V187H159ZM169 188V187H168ZM167 188V189H168ZM176 188H178V186L177 187H175V189ZM99 189H101L100 191H99ZM121 189H123V188H121ZM143 189H144V186H143ZM158 189V188H157ZM157 189H156V191L154 192V193H152L149 197H150V199H151V196L153 195V194H155L156 192H157ZM181 189H184L183 191H179L180 192V194L182 193V192H184L185 190L187 191L188 189H190V188H184V185H183V188H181ZM202 189V190H201ZM226 189V188H225ZM110 190V193H113V191L111 190V189H109ZM108 190V191H109ZM148 190V189H147ZM146 190V191H147ZM174 189H172V191H173ZM192 190V189H191ZM195 190V189H194ZM206 190H207V192H209V193H207L206 192ZM112 191V192H111ZM137 191V190H136ZM145 191V192H146ZM148 191H150V192H152L153 191V189H149ZM159 191V193H161L160 191L161 190H158ZM170 191H171V189H170ZM175 191V192H174ZM173 192H170L172 195H173V193H174V195H177V194H175V193H177L176 191L177 190H174ZM224 191V190H223ZM222 191V192H223ZM124 192V191H123ZM149 192V193H150ZM178 192V193H179ZM187 192H190V191H187ZM193 192V191H192ZM192 192H190V193H192ZM195 192V191H194ZM205 192L207 193V194H205ZM220 192V193H219ZM228 192V193H227ZM230 192V193H229ZM100 193V194H99ZM109 193V192H108ZM107 193V194H108ZM110 193L108 194V195H110ZM115 193V192H114ZM113 193V197H112V194H111V197H110V199L112 200V204H113V206H114V208L116 207V209H118L117 207H119V209L117 210V211H120V206H117V202H118V204H119V201H117V200H119L118 198L120 197V196H118L119 195V193H115L114 194ZM144 193V192H143ZM148 193V192H147ZM148 193V194H149ZM196 193V192H195ZM202 193V192H201ZM237 193H239V192H237ZM262 193V192H261ZM260 193V194H261ZM101 195L102 197H103V199H101L102 197L101 196H98V195ZM121 194H122V192H121ZM120 194V195H121ZM168 194V193H167ZM165 194V197H167L168 195H169V197H171L170 196V194ZM205 194V195H204ZM215 193H213V192H211V198H212V196L214 195ZM216 194V195H217ZM245 194V193H244ZM244 194L242 195V196H244ZM260 194H257V196L258 195H260ZM94 195H96V201L98 202H94V199H93V197H94ZM107 195V196H108ZM138 196L140 195V194H137ZM142 195V194H141ZM145 195V194H144ZM147 195V194H146ZM158 195V192L156 193V196ZM167 195V196H166ZM173 195V196H174ZM186 195H190V194H184V196H183V194H181V196L180 197H175V198H177V199H175V201L177 202V200L179 199V198H181L180 200H179V203L180 204H178L179 206L181 205V203L183 204V206H184V202H182V200H186L187 201V203L188 204H190L191 202L193 203V201L191 200L193 197H195V194L193 193V194H191V195H193V197L191 196L190 198L187 196V199H186ZM199 195H201V197L199 196ZM233 195V194H232ZM117 196H118V198H117ZM136 196V195H135ZM154 196V195H153ZM152 196V197H153ZM161 196V195H160ZM159 195H158V199L156 200V201H158L159 202V200L161 199V197H160ZM163 196V195H162ZM172 196V197H173ZM196 196V197H197ZM215 196V195H214ZM214 196H213V198H214ZM225 196H227L226 198H224ZM230 196V197H229ZM260 196H262V195H260ZM43 197V199L47 202V205L43 208V207H41V208H43V209H39V207H38V209H33L31 206L34 204V203H36V201L38 200V199H41V198ZM99 197V198H98ZM101 197V198H100ZM131 197V196H130ZM144 197V196H143ZM142 197V198H143ZM169 197H167L168 199H169ZM210 197H207V198H209L210 199ZM229 197V198H228ZM250 197V196H249ZM135 198V197H134ZM145 198H146V196H145ZM148 198V197H147ZM160 198V199H159ZM166 198V200H168ZM216 198H217V196H216ZM216 198H215V200H216ZM228 198V199H227ZM256 198V197H255ZM263 198H264V195H263ZM89 199H91V200H89ZM100 199V200H99ZM109 199V198H108ZM117 199V200H116ZM131 199H133V198H131ZM136 199V198H135ZM138 199V198H137ZM149 199V198H148ZM150 199L148 200V201H150ZM154 198H152L151 200H153ZM162 199H163V197H162ZM171 199V198H170ZM174 199L172 200L173 202H174ZM200 199H198L197 198V200L199 201ZM231 199H232V202H231ZM262 199V198H261ZM122 200H124V199H122ZM139 200V199H138ZM155 200V199H154ZM188 200H190V202H188ZM194 200V199H193ZM204 200H206V196H205V199H203V201ZM86 201V200H85ZM105 201V200H104ZM108 201V200H107ZM117 201V202H116ZM133 201H135V200H133ZM132 201V202H133ZM146 201V205H147V207H148V205H149V203H151V202H147V199L145 200ZM145 201H143L144 203H143V207H141V208H138V210L140 209H143L144 207L146 208V206H144L145 205ZM156 201H153V203L154 202H156ZM165 201V200H164ZM196 201V200H195ZM201 201V200H200ZM200 201L198 202V203H200ZM211 201V200H210ZM262 201H263V199H262ZM43 202V201H42ZM45 202V203H46ZM109 202V201H108ZM130 202H131V200H130ZM136 202V201H135ZM139 201H137V203H138ZM142 202V201H141ZM141 202H139L138 204L136 203V206L138 205H140V203ZM168 202H170L171 203V201L169 200ZM167 202V203H168ZM173 202H172V207L174 206L173 205ZM176 202H174V203H176ZM202 202V201H201ZM209 202V200H207V203ZM110 203V204H111ZM126 203H128V202H126ZM148 203V204H147ZM191 203V204H192ZM197 203V204H198ZM205 203H206V201H205ZM205 203H204V206H205ZM206 203V204H207ZM211 203V202H210ZM210 203H208V205L210 204ZM107 204V203H106ZM110 204H108V205H110ZM120 204H122V203H120ZM156 203H154V205H155ZM194 204H195V202H194ZM196 204V206L198 207L200 204H203V203H200V204H198L197 205ZM107 205V206H108ZM153 205V204H152ZM154 205L153 206H151V210L154 208ZM160 205V204H159ZM162 205V204H161ZM160 205V206H161ZM166 205V204H165ZM176 205V204H175ZM212 205H213V203H212ZM34 206V205H33ZM43 206H44V203H43ZM88 206H89V204H86V208H88ZM91 206H93V208H91ZM102 206V207H101ZM111 206V205H110ZM113 206H111V207H113ZM134 206V205H133ZM142 206V205H141ZM159 206V207H160ZM168 206H170L169 205V203H168V205L167 206H165V207H168ZM171 206H170V209L169 210H171V209H173L174 211H175V207H173V208H171ZM182 206V207H183ZM188 206V205H187ZM187 206H186V208H187ZM203 206V205H202ZM109 207V206H108ZM129 207V206H128ZM158 207V206H157ZM157 207H155L154 208V210L157 208ZM163 207V206H162ZM181 207V206H180ZM206 208L205 209H208L207 208V206H205ZM210 207V206H209ZM217 207V206H216ZM35 208H37V207H35ZM81 208V209H80ZM101 208V209H100ZM113 208V209H114ZM122 209H123V207H121ZM133 208V207H132ZM132 208H131V212H132ZM135 208V207H134ZM161 208V207H160ZM80 209V210H79ZM105 210H104V216H105V211H106V209L107 208H104ZM130 209V208H129ZM137 209V208H136ZM162 209H164V207L162 208ZM167 209V208H166ZM167 209V210H168ZM184 208H182V209H180L179 208V210H183ZM200 209H201V205H200ZM215 209V208H214ZM218 209V208H217ZM221 209V208H220ZM238 209V208H237ZM237 209H235V210H237ZM84 210H85V208H84ZM88 210V209H87ZM115 210V209H114ZM113 210V211H114ZM125 210V209H124ZM159 210V209H158ZM161 210V209H160ZM166 210V211H167ZM176 210H177V208H176ZM185 210V209H184ZM184 210L180 213V211H179V213L177 212V214H179L178 216V221H177V219H175V215H171V214H174V211L172 212H167V213H165L166 215H169L168 213H170V216H166L165 214V217H168L169 219H170V217L172 218V220H174V221H170V223L168 222V224H165V227L167 228V230H166V232H167V234L169 235V236H167V238L168 237H170L171 236V238L175 235H179L180 237L182 236V233L181 234H179L180 232H181V230L183 231V232H185L184 230H185V227H186V225H188V223H191V221L190 222H188V220H187V218H186V216L183 214L184 213ZM187 211L189 210V209H186ZM195 210H197V208L195 209ZM199 210V209H198ZM108 211V210H107ZM107 211H106V213H107ZM112 210H110V211H108V212H113ZM116 211V213L118 214L119 212H117ZM130 211H129V213H130ZM142 212L143 211H145V210H141ZM164 211V210H163ZM200 211H202V210H200ZM205 211V210H204ZM233 211V212H232ZM240 211V210H239ZM87 212V213H88ZM120 212H122V210L120 211ZM126 212H128V211H126ZM125 212V213H126ZM146 212V211H145ZM149 212H150V210H149ZM162 212V211H161ZM161 212H159V213H161ZM186 212V211H185ZM189 212V211H188ZM213 212V211H212ZM219 212V211H218ZM80 213V212H79ZM81 213H83V212H81ZM80 213V214H81ZM94 213V214H93ZM109 213V214H110ZM115 213V212H114ZM125 213H123L122 215H124ZM136 213H137V211H136ZM139 213V212H138ZM137 213V214H138ZM158 213V212H157ZM158 213V214H159ZM192 213V212H191ZM191 213H188L189 215H191V216H189L190 218H192V216L194 215V213L193 214H191ZM201 213V212H200ZM204 213V212H203ZM205 213H206V211H205ZM220 213V212H219ZM224 213H226V214H224ZM231 213V214H230ZM232 213H234V217H235V219H236V222H235V220H232V219H234L233 218V216H231V215H233ZM84 214V213H83ZM107 215L105 218H108V217H112V215L110 214V215ZM131 214H133V213H130L129 215H130V217H131ZM140 214V213H139ZM148 214V213H147ZM149 214H151V212L149 213ZM152 214H153V211H152ZM175 214H176V211H175ZM185 214H187V213H185ZM187 214V215H188ZM198 214V213H197ZM218 214V213H217ZM229 214H230V216H231V218H229L230 216H229ZM257 214H259V213H257ZM27 215V216H26ZM77 215V216H76ZM94 215V216H93ZM101 215H99L100 217H101ZM119 215V216H118ZM117 216L114 214V218H116V219H114V218H112V219H110V218H108V220H107V223H109V222H113L114 224L117 222V220L119 221L120 219V216H122V215H120V214H118ZM127 215H128V213H127ZM127 215H126V217H127ZM129 215H128V217H127V221L129 220L128 218H129ZM141 215V214H140ZM144 215H146V213L144 214ZM163 215V216H164ZM201 215H204V214H201ZM211 215V214H210ZM238 215V214H237ZM239 215H240V213H239ZM244 215V214H243ZM263 215V214H262ZM88 216V218H87V220H89V218H90V216L89 215H87ZM87 216H85L84 218H83V220H85L86 219V217ZM103 216V217H104ZM139 216V215H138ZM151 216V215H150ZM158 216V215H157ZM162 216V215H161ZM160 216V217H161ZM195 216V215H194ZM193 216V217H194ZM206 216H209V215H207L206 214ZM214 216V215H213ZM218 216V215H217ZM225 216H227L226 218H225ZM250 216H252V215H250ZM250 216L248 217V216H245V217H248V219H250L251 220V218H250ZM264 216V215H263ZM75 217H77V219L75 220L74 219V221H72L71 219H73V218H75ZM78 217H80L81 219H79ZM94 217V218H93ZM142 217V216H141ZM140 216H139V222H141L140 220H142V218H141ZM146 217V216H145ZM147 217H148V215H147ZM154 217H156V215L154 216ZM153 217V218H154ZM160 217H159V219H160ZM188 217V216H187ZM203 217H205V216H203ZM203 217L201 216V219H203ZM254 217H256V216H254ZM258 217V216H257ZM102 218V217H101ZM124 218V217H123ZM141 218V219H140ZM150 218V217H149ZM158 218V217H157ZM162 218V217H161ZM168 218H165V220L167 219L168 220ZM190 218H189V220H190ZM195 218L196 219H198V217L197 216H195ZM195 218H194V220H195ZM200 218V217H199ZM207 218V217H206ZM212 216H211V221H209V223H207V222H204L205 220H203V221H201V222H203V223H201V224H204V223H207V224H209L210 225V227H211V224L213 223L212 222ZM215 218H216V216H215ZM79 219V220H78ZM112 220V221H110V220ZM136 219V218H135ZM138 219V218H137ZM158 219V220H159ZM164 219V218H163ZM214 219V218H213ZM220 219V218H219ZM220 219V220H221ZM224 219V220H223ZM227 219V220H226ZM228 219H229V221H228ZM232 220V222H231V220ZM247 219V218H246ZM253 219V218H252ZM255 219H257V218H255ZM259 219V218H258ZM71 220V223L69 222ZM87 220H85V223H87L86 224V226H88V225H90V223H91V225H92V222H94L93 220H91V221H87ZM99 220H102V222L101 223H103L104 224V220L103 219H98V221ZM115 220V221H114ZM123 220H125V219H123ZM126 220H125V222H126ZM143 220H145V218L143 219ZM142 220V221H143ZM152 220V219H151ZM156 220V222L158 221L157 219H155ZM167 220L165 221L166 223H167ZM193 220V219H192ZM193 220V221H194ZM218 220V219H217ZM254 220V219H253ZM253 220L251 221V222H253ZM109 221V222H108ZM130 221H132V219L130 220ZM129 221V222H130ZM136 221H138V220H136ZM164 221V220H163ZM192 221V222H193ZM195 221H197V220H195ZM194 221V222H195ZM200 221V220H199ZM215 221V220H214ZM226 223V224H224L225 226H223V228H222V225H223V223L224 222ZM249 221V220H248ZM73 222H79V224L78 223H76V224H78V225H76V227H75V223H74V225H69L68 226V224L70 223V224H73ZM90 222V223H89ZM105 222H106V219H105ZM124 222V221H123ZM123 222H122V224H123ZM138 222V223H139ZM149 222V221H148ZM151 222V221H150ZM171 222H174V223H171ZM198 222V221H197ZM216 222V221H215ZM214 222V223H215ZM223 222V223H222ZM235 222V223H234ZM258 222V221H257ZM64 223H67V226H66V224H64ZM136 223V222H135ZM138 223H136L137 225H138ZM162 223V222H161ZM232 223V227H231V225H230V227H229V225L228 224H231ZM233 223H234V226H233ZM258 223H260V222H258ZM100 221H99V223L97 224L98 226H99V231H100ZM113 224V225H114ZM117 224V226L120 224H118V222L116 223ZM116 224H115V227L117 228V226H116ZM128 223H124L123 224V227L125 226V225H127ZM130 225L132 224L131 222L129 223ZM140 224V223H139ZM142 224V223H141ZM155 224V223H154ZM157 224H158V222H157ZM159 224H160V222H159ZM164 224H162V225H164ZM194 224V223H193ZM207 224H205V226H204V228L206 227V229L205 230H207ZM257 224V223H256ZM263 226H264V221H263V223H261ZM110 225H112V223H110ZM112 225V226H113ZM144 225V224H143ZM143 225H142V227H143ZM167 225V226H166ZM192 225V223L190 224V226ZM217 225V224H216ZM226 225H228L227 227L229 228V233H230V235L229 236H227L228 235V233L226 232L227 230V227H226ZM236 225V226H235ZM251 225V224H250ZM261 225V226H262ZM70 226L73 228V229H75L74 231H72L73 229L72 228H70ZM101 226H102V224H101ZM111 226V227H112ZM128 227H129V225H127ZM126 226V229L128 230V227ZM131 226H135V225H131ZM129 227V228H132V227ZM140 226V225H139ZM153 226V225H152ZM151 226V227H152ZM155 226V225H154ZM195 226H197V224H195ZM195 226L193 225V232L191 231V229H190V231L192 232V233H194L196 230H197V228L198 227H200L199 229L200 230H202L201 228V226L199 225V226H197V228H195ZM252 226V225H251ZM91 226H89V228H90ZM103 227H105V226H102L101 228H103ZM114 227V228H115ZM119 228H120V225L118 226ZM156 227V226H155ZM159 227H161V226H159ZM209 227V228H210ZM216 227V226H215ZM253 227H255V224L253 223ZM252 227V228H253ZM109 228V227H108ZM139 228V227H138ZM158 228V227H157ZM156 228V229H157ZM192 228V227H191ZM204 228H203V230H204ZM222 228V229H221ZM226 228V229H225ZM230 228L232 229V230H230ZM243 228V227H242ZM72 229V230H71ZM92 229V230H93ZM125 229V228H124ZM124 229H122V227H121V232H123V231H125ZM144 229V228H143ZM146 229H147V227H146ZM151 229V228H150ZM149 229V230H150ZM152 229H154L153 227H152ZM163 230V226L159 229V230ZM177 229H178V231H177ZM179 229H181V230H179ZM196 229V230H195ZM198 229V230H199ZM236 229V230H235ZM241 229V228H240ZM263 229V228H262ZM91 230V232L90 233H93V232H95L94 234H96L97 233V231L95 230V231H92ZM107 230V229H106ZM110 230H111V228H110ZM134 230V229H133ZM136 230V229H135ZM155 230V229H154ZM161 230V231H162ZM164 230V231H165ZM171 230H172V232L173 233H171ZM176 230V231H175ZM197 230V232H199ZM224 231V233H223V231ZM226 230V231H225ZM119 232H117V233H120V230H118ZM130 231V230H129ZM137 231V230H136ZM144 231V230H143ZM143 231H140V232H142L143 233ZM157 231V230H156ZM163 231V232H164ZM169 231V232H168ZM231 231V232H230ZM236 231H238V232H236ZM263 231V230H262ZM101 232V231H100ZM111 232H113V231H111ZM116 232V231H115ZM131 232V231H130ZM129 232V233H130ZM137 232H139V231H137ZM139 232V233H140ZM145 232V231H144ZM148 232H150V231H148ZM178 232V233H177ZM197 232H195V234L197 233ZM227 233V235H226V233ZM248 232V231H247ZM251 232V231H250ZM261 232V231H260ZM128 233V231H126L125 233H123L124 235L125 234H127ZM132 233V232H131ZM130 233V234H131ZM151 233V232H150ZM153 233V232H152ZM152 233L150 234V236L152 235ZM156 233H158V232H156ZM173 234V235H171V234ZM175 233V234H174ZM177 233V234H176ZM199 233H202L203 234V238H204V236H206V232H199ZM198 233V234H199ZM213 233V234H214ZM245 233V232H244ZM252 233V232H251ZM263 233H264V231H263ZM87 234H88V237H90V235H92V236H94V239L97 237V236H95V235H93V234H89V232H87ZM98 234V233H97ZM159 234H161V233H159ZM164 235L166 234V233H163ZM166 234V235H167ZM197 234V235H198ZM205 234V235H204ZM225 234V235H224ZM241 234H242V237H241ZM259 234V233H258ZM115 235V234H114ZM117 235V237H118V234H116ZM120 235V234H119ZM123 235V236H124ZM155 235V234H154ZM153 235V236H154ZM158 235V234H157ZM162 235V234H161ZM163 235V237H160L161 238V240H164L166 237V235L164 236ZM211 236H212V234H210ZM246 235L248 236V233H246ZM261 235V234H260ZM92 236L90 237V238H92ZM109 236V235H108ZM145 236V235H144ZM153 236H151V237H153ZM174 236V237H175ZM178 236V239H180V237ZM192 236H194V237H197L196 235H193L192 234ZM191 236V237H192ZM208 236V235H207ZM255 236H257L256 234H255ZM117 237H115V238H117ZM126 237V236H125ZM154 237H156V235L154 236ZM158 237V236H157ZM185 237V233H184V236H182L181 238H182V240H184L183 238ZM193 237V238H194ZM200 237V236H199ZM199 237H197V238H199ZM209 237V236H208ZM212 237V238H213ZM99 237H97L96 238V241H97V239H98ZM114 238V239H115ZM147 238V237H146ZM160 238H159V240H160ZM163 238V239H162ZM166 238V239H167ZM175 238H177V237H175ZM186 238V237H185ZM192 238V239H193ZM201 238H202V236H201ZM200 238V239H201ZM206 238V237H205ZM244 238L247 240L246 242H245V240H244ZM114 239L112 240L113 241V243L117 240H115L114 241ZM120 239H121V236H120ZM125 239V238H124ZM165 239V242L167 241ZM199 239V240H200ZM207 239V238H206ZM210 239H211V237H210ZM249 239V238H248ZM264 239V238H263ZM87 240V239H86ZM91 240V239H90ZM89 240V241H90ZM99 240H101V239H99ZM127 240V239H126ZM140 240V239H139ZM160 240V241H161ZM169 240V239H168ZM194 240H195V238H194ZM209 240V239H208ZM256 240H257V238H256ZM255 240V241H256ZM262 240V241H261ZM88 241V242H89ZM93 241V240H92ZM118 241V244H120L119 243V240H117ZM134 241H137V240H133V242ZM171 241H172V239H171ZM174 241H178L177 239L176 240H174ZM174 241H172V243H174V245H178V243H175ZM180 242H181V240H179ZM185 242L187 241L186 239L184 240ZM183 241V242H184ZM193 241V240H192ZM201 241H203V239L201 240ZM213 241V240H212ZM227 241H229V242H227ZM250 241V240H249ZM258 241V240H257ZM94 242H95V240H94ZM102 242V241H101ZM125 242V241H124ZM131 242V241H130ZM133 242H132V245H133ZM138 242H141V241H138ZM137 242V244L139 245V243ZM146 242V241H145ZM152 242V241H151ZM163 242V241H162ZM165 242H163V243H165ZM179 242V243H180ZM194 242H196V241H194ZM203 242H205V240L203 241ZM209 241H207V243H208ZM76 244L74 247H75V250H74V247L73 248H71L70 249V247H71V245L72 244ZM93 243V242H92ZM109 243H111V242H109V239H108V245H109ZM113 243H111V248H112V246H114L113 245ZM116 243V242H115ZM114 243V244H115ZM122 244H124L123 242H121ZM155 244H157V241H155L154 242ZM171 243V242H170ZM210 243V242H209ZM208 243V244H209ZM251 245H250V244ZM94 244V243H93ZM92 244V245H93ZM96 244V243H95ZM101 243H99V245H100ZM127 244H129V243H127ZM135 244V243H134ZM144 244V243H143ZM148 243H146V245H147ZM151 244V243H150ZM153 244V243H152ZM159 244V243H158ZM157 244V245H158ZM165 244H167V243H165ZM185 244V243H184ZM197 244V243H196ZM211 244V243H210ZM69 245H70V247H69ZM90 245V244H89ZM121 245V244H120ZM124 245H126V243L124 244ZM136 245V244H135ZM135 245H133V248L135 247L136 248V246ZM163 247H164V245L163 244H161ZM167 245H169V244H167ZM172 245V244H171ZM173 245V246H174ZM95 246V245H94ZM101 246H102V244H101ZM118 245H116L115 247H116V250L119 252V251H121V250H123L124 251V249H121V247H117ZM123 246V245H122ZM140 246V245H139ZM143 246H145V244L143 245ZM142 246V247H143ZM166 246V245H165ZM207 246H210V245H207ZM250 246V247H249ZM89 247V246H88ZM90 247H92V246H90ZM124 247V246H123ZM122 247V248H123ZM127 247V246H126ZM128 247H130V245H128ZM138 247V246H137ZM146 247V246H145ZM152 247H154L153 245H152ZM151 247V248H152ZM178 247V246H177ZM36 248V249H35ZM108 248V247H107ZM110 248V249H111ZM120 248L121 250H118V249ZM133 248H131V249H127V251L129 250V251H133L134 249ZM139 248V247H138ZM157 248V247H156ZM165 248V247H164ZM252 248V249H251ZM255 248H257V252H256V249ZM72 249L74 250V251H72ZM140 249V248H139ZM143 249V248H142ZM141 249V250H142ZM158 249V248H157ZM171 249V248H170ZM178 249V248H177ZM199 249V250H198ZM252 251H251V250ZM253 249H255L254 251L256 252V253H254L253 252ZM101 250V249H100ZM112 251H113V249H111ZM114 250H115V248H114ZM150 250V249H149ZM173 250V249H172ZM260 250V251H259ZM122 251V252H123ZM126 251V250H125ZM126 251V252H127ZM132 251L129 253L130 254V256H131V253H132ZM137 251H139V250H137ZM169 251V250H168ZM171 251V250H170ZM179 251H184V253L182 252V253H179ZM207 251V252H206ZM209 251V252H208ZM262 251V252H261ZM109 252V253H108ZM116 252V251H115ZM135 252V251H134ZM142 252V251H141ZM141 252H139L138 254L140 255V257H142L143 255H141V254H143V253H141ZM191 252V253H190ZM197 252H199V253H197ZM252 252V253H251ZM259 252H261V253H259ZM112 254V255H108V254ZM117 253V252H116ZM115 253V254H116ZM136 253V252H135ZM141 253V254H140ZM145 254H146V250H145V252H144ZM147 253H149L148 252V248H147ZM170 253V252H169ZM175 253V252H174ZM114 254V255H115ZM124 254V253H123ZM134 254V253H133ZM137 254V253H136ZM150 254V253H149ZM148 254V255H149ZM152 254H154V253H152ZM167 254H168V252H167ZM172 254H173V252H172ZM185 254H188V255H185ZM214 254V255H213ZM254 254V258H253V255ZM117 255V254H116ZM126 255H128L127 253H126ZM139 255H136L137 257L139 256ZM147 255V254H146ZM146 255H144V256H146ZM216 255V256H215ZM248 255H250L249 257H251L250 259H249V257H248ZM257 255V256H256ZM118 256H120V253L118 254ZM118 256H115V257H118ZM121 256H123L122 255V253H121ZM121 256L120 257H118V260L121 258ZM129 256V257H130ZM135 256V257H136ZM143 256V257H144ZM150 256H154V255H150ZM157 256V257H158ZM168 256V255H167ZM212 258H211V257ZM256 256V257H255ZM133 258H134V255L132 256ZM140 257L138 258V259H140ZM149 257V256H148ZM156 257V258H157ZM126 257H124V259H125ZM151 258V257H150ZM154 258V257H153ZM153 258H152V260H153ZM135 259V258H134ZM137 259V260H138ZM141 259H145V260H147V262H148V258H141ZM139 260V262H138V264L140 263V261H142V260ZM158 259V258H157ZM258 259V260H257ZM111 260H113L112 258H111ZM115 260V259H114ZM113 260V261H114ZM128 261L129 260H131V258H128L127 259ZM133 260V259H132ZM136 260V261H137ZM124 261V260H123ZM151 261V260H150ZM154 261V263H156V260H153ZM165 260H163V264H168V263H170V261H168L167 263H165L166 262ZM103 262H101V264H103ZM119 262V261H118ZM122 262V261H121ZM121 262H120V264H121ZM132 262H134V261H132ZM132 262H131V264H132ZM143 262V261H142ZM117 263V262H116ZM135 263V262H134ZM137 263V262H136ZM144 263H145V261H144ZM144 263H142V264H144ZM162 263H159V264H162ZM253 263V262H252ZM251 263V264H252ZM124 264V263H123ZM127 264H129L128 262H127ZM157 264V263H156ZM170 264H173L172 262L170 263Z\"/></svg>",
    "mask_w": 264,
    "mask_h": 264
},
{
    "label": "rangeland",
    "instance_id": "2",
    "mask_svg": "<svg viewBox=\"0 0 264 264\" xmlns=\"http://www.w3.org/2000/svg\"><path fill=\"white\" fill-rule=\"evenodd\" d=\"M4 1V2H3ZM31 2V0H27V1H25V0H0V74H1V76H0V107L2 108H0V114H3L4 112V114H6L7 113V111H5L6 110V108L8 107V106H10V105H17V104H20V105H24V106H30V107H32L33 109H34V105H36V103H39V102H43L44 100H45V102L48 104V106L50 105V103L52 104V105H50L51 107L53 106V103H54V106H53V109L55 110V112H56V115L55 116H57V114H59L60 115V113L61 112H59V109H58V107H61L62 105V102H59V100L61 101V97L59 98L58 97V95L59 96H66V98H65V103H66V105H65V110H64V108H63V110L64 111H66V110H68V109H71V110H69L68 111V113L70 112V113H72L71 114V116H70V113H69V117H70V122L71 123H74L76 126L74 127V125L73 124H71V123H69V127H71V128H75L74 130H75V132H76V130H77V125H81L79 122H81V121H79L78 120V118H80L81 119V117H80V113H78L77 115L75 114V112L73 113V110L75 109V103H76V101H78L77 99H81V98H83V99H86V100H88V102H92V99H90V98H92V96H93V93H96V91L94 90L93 91V88H95L96 89V82H98V85H99V83L101 84L102 82H101V80L104 82L105 81V79L108 81V80H114V82H116V84L117 85H115V83L113 84V89L111 88V90L112 91H110V92H112L111 93V95L110 96H108V98H107V96H105L106 97V100H105V98L103 99V101L105 102H102L103 104L102 105H104V106H102V105H100V107L98 106H96V107H94L95 106V103H96V101L98 100L99 101V99H95L96 101L95 102H92V107L90 108V110H91V118L92 117H94V115H95V118H96V120L98 119H100V120H103V118L105 117L106 118V116L109 114V115H111V113L114 115V113L113 112H115V115H116V113L119 115L118 117H122V115H123V117L122 118H125V116H124V114H123V112L127 109L128 110V108L130 107L131 108V106H133V105H131V104H134L135 103V105H136V103H138V106H141L142 104H144V103H141V99L140 98H142L144 95H139V98H138V100H137V102L135 101V95H137V94H135V95H133V97H132V100H130V95H128L130 98H128V100H126L127 98H126V96L125 95H127V93H124L125 91H122L121 89H123L124 90V88H123V86H127L130 82L135 86V88H136V84H141V83H143V85L141 84L140 86H141V88L140 89H142V87H146L145 89H149L148 90V92L147 93H149V94H155L154 95V97H153V99H151L152 100V102L153 101H155L154 102V105H152V104H149V105H151V106H147L146 108H147V112H155V113H157L158 112V110H162V108H160V106H161V103H164L163 102V100L162 101H160V98L162 99V98H165L166 99V96L169 98V95L170 94H172V93H175L177 90L176 89H178L179 90V88L178 87H180L179 85V83L181 82H183L184 83V79H186V77L188 76V75H190L191 73H189V72H194L195 71V69H196V66H195V69L194 68H192V67H194V65L193 64H195L194 62L192 63V61L194 60H189L190 58H189V56H188V54L185 52L184 53V51H187V50H184L183 52H181L182 54H180V56H177L176 57V55H170V53H168V49L166 48L168 45H167V43H166V39H169V36H170V32H169V30L168 29H165V31H166V35L164 34V33H162L161 31H159V29H162V28H160V27H157L158 25H157V16H159V18L161 17V15H162V10H167L168 12L170 11L171 12V15L173 14V12H174V15L173 16H176L175 17V19L174 20H170L169 22H172L173 24L175 23H177L178 24V26H182L183 28L185 27V31L184 32H186L187 31V29L188 28H186V26L188 27V25L190 24V21H189V18H191L192 17V15H193V18H195L194 16V13L192 14V15H189L188 14V16H187V14H185V13H187V12H189L190 13V9L192 10H194V12L195 11H197V10H199V12H201L202 13V10H204V12H207V10H205L204 8H205V4L203 5L204 6V8L202 9V3H200V0H162V2L164 1V3H166V2H168V5H166V4H164L163 5V7L161 8V3L160 2H155V4L156 3H160L159 5L160 6H157V5H155V7L153 6V5H151L150 7L151 8H154L153 10L152 9H148V10H146L147 11V14H149V15H146L145 13V11H144V9H142L143 8V3H146V1L145 0H77V1H74V0H48V1H46L47 2V4H48V6L50 7H48V6H46V8L48 9H46L45 8V10H44V7H45V5H47L46 4V2H44L45 0H42V2H43V6H42V4L41 5H39V3H41V0L39 1V0H33L32 2V4L30 3ZM39 1V3H37ZM57 2L58 3V6H57V4L55 3V2ZM85 1V2H84ZM110 1V2H109ZM112 1H113V3H112ZM139 1L141 2V3H139ZM144 1V2H143ZM157 1V0H156ZM159 1H161V0H159ZM204 1L207 3L208 2V5H211V6H213L216 2L215 1H213L212 2V0H203V3H204ZM8 2V3H7ZM15 4H14V3ZM54 2V3H53ZM60 2V3H59ZM66 2V3H65ZM69 2V3H68ZM77 2V3H76ZM143 2V3H142ZM172 2H174V3H172ZM179 2V3H178ZM183 4H182V3ZM187 2V3H186ZM189 2H190V4H189ZM194 2V3H193ZM22 3V4H21ZM24 3H25V5L26 6H29V5H31V7L34 5V6H37L38 7V9H39V11L40 12H43V11H45V13L43 12L42 14H43V16H41L42 14L38 11V9L36 8V9H33V8H31L30 9V6L29 7H26L25 5H24ZM45 3V4H44ZM77 4V5H75V4ZM85 3V4H84ZM100 3V4H99ZM107 3V4H106ZM132 3H133V5H132ZM137 3H139L140 5H137L138 6V9H137V11H136V9L135 8H137V6H136V4ZM213 3V4H212ZM50 4V5H49ZM70 4H72L71 6H70V8H73L72 10H77V8H78V10H77V12L76 11H73L74 13H76V14H78L79 12H86L85 14L83 13V15H82V13H80L79 15H78V17L77 18H79V17H83V18H79V20L82 22V19L83 20H85V18H86V20L88 19L87 17H88V15H90V16H94V18L93 19H89L87 22H88V24H87V22H86V20L84 21V22H82V23H80V24H84L82 27H79V26H81V25H79L78 27H79V29L77 30V28H75V27H77V26H75L76 24H75V22H76V18H75V16L76 15H72L71 14V11L69 12V10H65V9H67L68 7L66 6V5H70ZM80 4V5H79ZM84 4V5H83ZM96 4V5H95ZM171 4V5H170ZM173 4V5H172ZM177 4V5H176ZM181 4V5H180ZM7 5V6H6ZM20 5V6H19ZM22 5V6H21ZM53 5H54V7H53ZM74 5V6H73ZM115 5V6H114ZM116 5H118V6H116ZM165 5H166V7L168 6L169 8L167 9L166 7H165ZM194 5V6H193ZM200 5V6H199ZM226 6V4H222L221 6H220V8H222V9H224V14L225 13H231V11H232V14H234V16H237L238 18H239V21H241L240 22V26L242 27V29H245V31H247V32H245L244 30V32H245V40L243 39V45H242V47H241V49L239 50L240 52H241V50H243V52H241V54L243 55V59L246 61H243L241 58V60L243 61L242 62V65L244 64V63H246V64H244V67L246 66H248V65H251V64H255V63H252L253 61H251V60H256V62H258L259 60H261V61H263L261 58H263L264 57V54H262L263 52H264V47L263 46H260V44H259V46L260 47H262V49L263 50H261V48L258 46V44H257V41L260 39L259 37H260V35L258 34V33H260L259 32V29H258V27L257 26H255L254 24H252L253 22V20H251L249 17H247L246 16V13H244L243 11L244 10H241V8L239 7V9H238V6H235V7H230V6H228L227 5V8L225 7ZM40 6H42V7H40ZM56 6H57V8H56ZM79 6V7H78ZM111 6V7H110ZM139 6H141V7H139ZM171 6V7H170ZM198 6V7H197ZM206 6H207V4H206ZM224 6V7H223ZM10 7H11V10H10ZM40 7V8H39ZM54 9H53V8ZM76 7V8H75ZM135 7V8H134ZM157 7H160L159 9L161 10H159V9H157ZM176 7V8H175ZM195 7V8H194ZM237 7V8H236ZM3 8H4V10H3ZM16 8V9H15ZM23 8V9H22ZM29 8V9H28ZM43 8V9H42ZM81 8V9H80ZM86 8V9H85ZM96 9V10H94V9ZM131 8V9H130ZM134 8V9H133ZM179 8V9H178ZM180 8H182V9H180ZM199 8V9H198ZM200 8H201V10H200ZM208 8H210L211 9V7L210 6H208ZM207 8V9H208ZM232 8H235V9H232ZM20 9H21V11H20ZM26 10V9H28V10H26V11H23V10ZM32 9H33V12H37V13H34V14H38V16H36L35 18H36V23L35 22H33V23H35V24H33V26L35 25L36 27H38L37 29L36 28H34V27H32V28H30L31 26H32V22L30 23L29 21H27V14L29 13L28 11H30V13H31V15H30V17H32L33 18V13H32ZM41 9H42V11H41ZM50 9V10H49ZM51 9H52V11H51ZM97 9H99V10H97ZM116 9H118V11L115 10ZM141 9V10H140ZM189 9V10H188ZM197 9V10H196ZM227 9V10H226ZM231 9V10H230ZM237 9H238V12H237ZM60 10V11H59ZM81 10V11H80ZM93 10V11H92ZM133 10V11H132ZM150 10H151V12H150ZM159 10V11H158ZM178 10V11H177ZM181 10V11H180ZM192 10V11H193ZM236 10V11H235ZM51 11V12H50ZM55 11V12H54ZM58 11V14L56 13ZM67 12V14L65 13V12ZM94 11H96V13L94 14ZM98 11V12H97ZM109 11V12H108ZM141 11H144V12H141ZM164 12L165 14H167L168 12ZM180 11V12H179ZM184 11V12H183ZM225 11H227V12H225ZM230 11V12H229ZM241 11V12H240ZM10 12H12L11 14H10ZM15 12V13H14ZM48 12V13H47ZM72 12V13H73ZM103 12V13H102ZM113 12V13H112ZM181 12H183V13H181ZM198 12V11H197ZM235 12V13H234ZM46 13H47V15H46ZM50 13H52V14H50ZM60 13L61 14H63V15H60ZM110 13V14H109ZM123 13V14H122ZM161 13V14H160ZM178 13H180V14H178ZM4 14V15H3ZM40 14V15H39ZM49 14V15H48ZM87 14V15H86ZM102 14H103V16H102ZM116 16H115V15ZM146 16H145V15ZM159 14V15H158ZM164 14V16L166 17L167 15H165ZM169 14V13H168ZM176 14H178V16L176 15ZM245 14V15H244ZM23 15H26V16H24V17H26V25L22 28V30L21 29H18L20 26H18V25H16V18H18V16H20L18 19H20V21H22L21 20V18L23 17ZM29 15V14H28ZM66 15V16H65ZM68 15L69 16H71V18H70V20L72 21V23L70 24V20L68 19L67 20V17H68ZM85 15L87 16V17H85ZM101 15V16H100ZM105 15H106V17H105ZM120 15V16H119ZM122 15V16H121ZM244 15V16H243ZM15 16V17H14ZM41 16V17H40ZM47 16V17H46ZM51 16V17H50ZM53 16V17H52ZM60 16H61V18H60ZM64 16V17H63ZM89 16V17H90ZM95 16H98L97 18L95 17ZM143 16H145V17H143ZM148 16V17H147ZM164 16H163V18H164ZM240 16V17H239ZM23 17V18H24ZM30 17H29V19H30ZM92 17H90V18H92ZM102 17V18H101ZM105 17V18H104ZM115 17V18H114ZM117 17V18H116ZM157 17V18H156ZM168 17H170L169 15H168ZM182 17V18H181ZM245 19H244V18ZM37 18H39L40 20L42 19V21H43V24H45V22L47 23V25H46V27L45 28H47V29H49V30H47V29H44L43 27L44 26H42L43 24L41 23H39V20H37ZM54 18H55V20H54ZM64 18H66V20L64 19ZM69 18V17H68ZM96 18V19H95ZM107 18H109L108 19V23L110 22L111 23V21L112 20H115V21H112V26L110 25V24H107L106 22H107ZM112 18V19H111ZM122 18V19H121ZM150 18H152V19H150ZM156 18V19H155ZM158 18V19H159ZM181 18V19H180ZM184 18V19H183ZM186 18H188V19H186ZM192 18V19H193ZM10 19V20H9ZM11 19H12V21H11ZM45 21H44V20ZM51 19V20H50ZM75 19V20H74ZM98 19H99V21H100V23H99V21H98ZM128 21H127V20ZM133 19H135L138 23H140L141 22V26L140 25H138V23L136 22V24L138 25L137 27H140L139 29L136 27V25L134 26L133 25V23H135L134 21H133ZM139 21H138V20ZM143 19H145V21L143 20ZM153 19H154V22H153ZM162 18H160V22L162 21V23H163V20H161ZM165 19V18H164ZM167 19V18H166ZM170 19V18H169ZM172 19V18H171ZM191 19V20H192ZM35 20V19H34ZM58 20H59V22L60 21H62L63 20V22H64V25H63V23L61 22V23H59V25L61 24V28L63 29L62 31L64 32V35L66 34V37H68L67 38V40H69V42L71 43L72 42V45H70V43L69 42H67L66 44H65V41H63V43H64V46H63V43L62 42H60V41H58L57 40V43L54 41L55 39H53V41L51 40L52 38H53V36H54V31H56L57 32V30H55V28L53 29H51L50 27H49V25H53V23L56 25V23H58ZM66 21V24H68V27H70V28H67V29H65L66 28V24H65V21ZM78 20V24H79V21ZM109 20H111V21H109ZM131 20V21H130ZM141 20H143V21H141ZM157 20V21H156ZM168 20V19H167ZM177 20H179V21H177ZM182 22H181V21ZM185 20V21H184ZM186 20H188L187 22H186ZM244 20H246L244 23L245 24H243V21ZM15 22V29L13 28V26H12V22ZM19 21V20H18ZM19 21V22H20ZM25 21V20H24ZM24 21H22V22H24ZM41 21V22H42ZM49 21H52V24H51V22H49ZM67 21H69V23H67ZM91 21L93 22V23H91ZM97 21V22H96ZM149 21V22H148ZM166 21V20H165ZM164 21V23L163 24H165L166 22ZM177 21V22H176ZM3 22V23H2ZM11 22V23H10ZM29 22V24H31V25H27V23ZM56 22V23H55ZM118 22V23H117ZM159 22V23H160ZM168 22V21H167ZM181 22V23H180ZM77 23V22H76ZM102 23V24H101ZM117 23V24H116ZM130 23V24H129ZM145 25H144V24ZM152 23V24H151ZM158 23V24H159ZM189 23V24H188ZM37 24H40L39 26L37 25ZM70 24V25H69ZM94 24V25H93ZM104 24V25H103ZM148 26H147V25ZM163 24H162V26H163ZM180 24V25H179ZM187 24V25H186ZM243 24V25H242ZM7 25V26H6ZM14 25V24H13ZM89 25V26H88ZM92 25V26H91ZM101 27H100V26ZM108 25V26H107ZM111 27H114V28H112L111 30L113 31V33H112V31L111 30H109V31H111V33H105L106 32V30H107V28L109 27L110 28V26ZM132 25V26H131ZM152 25H154V26H152V28H150ZM166 25V24H165ZM184 25V26H183ZM186 25V26H185ZM6 26V27H5ZM30 26V27H29ZM64 26V27H63ZM85 26V27H84ZM87 26V27H86ZM105 27L106 29H105V32H103V27ZM122 26V27H121ZM155 26H156V28H155ZM160 26H161V23H160ZM27 27V28H26ZM28 27H29V29H28ZM41 29H40V28ZM84 27V28H83ZM89 27H90V30H88L89 29ZM119 29H117V28ZM126 27V28H125ZM134 27H135V29H134ZM154 27V28H153ZM190 27V26H189ZM8 28V29H7ZM24 28L27 30H24ZM71 28H73V29H71ZM86 28V29H85ZM91 28H93V29H91ZM108 28V29H109ZM130 28V29H129ZM133 28V29H132ZM146 28V29H145ZM159 28V29H158ZM178 28V27H177ZM180 28V27H179ZM249 28V29H248ZM30 29H32V30H30ZM36 29V30H35ZM69 29H70V32H68L67 33V31H69ZM100 29V32L102 33L103 32V34L105 35H103V39H104V41H102L101 39V37H100V40L101 41H99L98 42V40H99V38L97 37V43H96V38H95V41H94V37H96L95 35H98V36H100V35H102L98 30ZM132 29V30H131ZM153 29H155V30H153ZM158 29V30H157ZM12 30V31H11ZM21 30V31H20ZM65 30H66V32H65ZM80 30V31H79ZM81 30H82V32H81ZM88 30V31H87ZM96 30V31H95ZM102 30V31H101ZM118 32H117V31ZM130 30V31H129ZM135 30V31H134ZM138 30H140V31H138ZM146 30V31H145ZM151 30V31H150ZM164 30V29H163ZM179 30H181L182 31V29H179ZM178 30V31H179ZM184 30V29H183ZM7 31V32H6ZM26 31V32H25ZM32 32V33H27V32ZM36 31V32H35ZM39 31H44L43 32V37H41V38H43L44 40L43 41H47L46 39L48 38V42H49V44H46L47 42H43V43H45V45L43 46L42 45V47L40 46V44L42 43V42H40V44H39V42H38V44L37 43H34L33 42V39L35 40V34L34 33H39ZM48 31H53L52 33V35L50 34V32H48ZM75 31V32H74ZM92 31L93 32H95V33H92ZM100 33H98V32ZM124 31V32H123ZM128 31V32H127ZM159 32V34H158V32ZM180 31V32H181ZM249 31V32H248ZM11 32V33H10ZM88 32H90L89 34H88ZM123 32V33H122ZM126 32V33H125ZM144 32V33H143ZM146 32V33H145ZM161 32V33H160ZM169 32V33H168ZM19 33V34H18ZM47 33V34H46ZM74 33V34H73ZM76 33V34H75ZM96 33H98V34H96ZM116 33V34H115ZM119 33H120V35H119ZM141 33H142V35H141ZM247 33V34H246ZM2 34V35H1ZM18 34V35H17ZM27 34H29V36H32L33 34V38L32 37H29V38H31L30 39V41L32 40V42H30L31 44L32 43H34V46H33V44L31 45V44H28V42L29 41H27V40H29V38H28V35ZM30 34H32V35H30ZM40 34H41V32H40ZM40 34H37V37H36V39H38V40H40L39 38H38V35H40ZM48 34H50L51 36H50V38H49V35ZM83 34V35H82ZM87 34V35H86ZM93 34V35H92ZM107 34H109L110 35V37H112V38H110L109 37V39L108 40H110V39H112V40H110L111 41V43H110V45H112V47L109 45V44H107L106 42H110V41H107V40H105V38L107 39L108 38V35ZM139 34V35H138ZM146 36H144V35ZM22 35V36H21ZM41 35V36H42ZM68 35V36H67ZM111 35H113V36H111ZM122 35V36H121ZM153 35V36H152ZM258 35V36H257ZM3 38H2V37ZM18 36V37H17ZM25 38H24V37ZM26 36H27V38H26ZM71 36V37H70ZM86 36V37H85ZM91 36H93L92 38H91ZM151 36V37H150ZM168 36V37H167ZM40 37V36H39ZM116 37V38H115ZM119 37V38H118ZM139 37H141V38H139ZM142 37H144V43H143V38ZM148 37V38H147ZM161 37V38H160ZM9 38V39H8ZM21 38H24V39H21ZM55 38H56V36H55ZM74 38V39H73ZM82 38V39H81ZM83 38H86L89 42H87V40L85 41V39H83ZM89 38H91V39H89ZM147 38V39H146ZM14 39V40H13ZM49 39H50V41L52 42V44H50V41H49ZM80 39V40H79ZM93 39V40H92ZM115 39V40H114ZM118 39V40H117ZM122 39V40H121ZM139 39V40H138ZM142 39V40H141ZM22 40V41H21ZM71 40V41H70ZM123 40H126V41H123ZM134 40V41H133ZM162 40V41H161ZM41 41H42V39H41ZM106 41V42H105ZM116 41V42H115ZM118 41V42H117ZM129 41V42H128ZM136 41V42H135ZM141 41V42H140ZM25 43V45H24V43ZM26 42H27V44H26ZM37 42V41H36ZM55 42V43H54ZM126 42V43H125ZM140 42V43H139ZM155 42V43H154ZM159 42V43H158ZM166 44H165V43ZM259 42V41H258ZM59 43V44H58ZM61 43V44H60ZM90 43V44H89ZM103 43H104V46H102L103 45ZM113 43H114V45H113ZM117 43H118V45H117ZM128 43V44H127ZM135 43H136V45H135ZM142 43H143V46H142ZM164 43V44H163ZM246 43V44H245ZM247 43H249V44H247ZM251 43V44H250ZM11 44H13V45H11ZM20 46H19V45ZM37 44V45H36ZM71 46H69V45ZM78 44V45H77ZM82 44V45H81ZM97 44H99L98 46H96ZM106 44V45H105ZM145 44V45H144ZM38 46L39 45V47H36V46ZM49 45V47L50 48H48L47 46ZM59 45H62V46H59ZM86 47H85V46ZM90 45H93V46H90ZM109 45V46H108ZM165 47H164V46ZM167 45V46H166ZM245 45V46H244ZM13 47L12 49H11V47ZM31 48H29V47ZM60 47V49L58 48V47ZM96 46V47H95ZM118 46H119V48H118ZM123 48H122V47ZM128 46V47H127ZM153 46V47H152ZM155 46V47H154ZM247 46V47H246ZM251 46V47H250ZM255 46V47H254ZM258 46V47H257ZM36 47V48H35ZM47 47V48H46ZM66 47H69L70 48V50H68L69 48H67V50H66ZM90 47V48H89ZM95 49H94V48ZM97 47H99L100 48V50L101 51H98L97 52V54H94L93 53V56L95 57H99L101 54L103 55V57L104 58H106L109 54V56L111 57V56H113V55H115L114 57H112V59L114 60L113 61V63L114 62H116V61H118V59H116V56H117V58H119V60H120V57H123V58H121V59H123V63H125V66L124 65H122V67L119 69L118 68V66H116V67H114L113 69H112V67H111V65H112V60H110L108 57L105 59V61L104 60H101L102 62H107L108 61V59H109V63H111V65L109 66V69H107V68H105V70L102 68V67H99L100 65H102V62L101 61H99L101 58H102V56H100L99 57V60H97V58L95 57L94 59L96 60V66H98L97 64V62H99V66L97 67V68H95L96 66H95V64H94V66L95 67H93L92 68V65L93 64H91V63H95L94 61L92 62V60L90 59V57H91V55H92V51L94 52V50L96 51L98 48ZM105 48V51L107 50V52H109V49H110V52L109 53H104V54H106L105 56H104V54H103V51H104V48ZM110 47V48H109ZM125 47V48H124ZM136 47V48H135ZM141 47V48H140ZM147 47H148V49H147ZM151 47H152V49H151ZM21 48H24V49H22V51H21ZM26 48V49H25ZM97 48V49H96ZM103 49V51H102V49ZM113 49V54L111 53L112 52V49ZM128 48H129V50H128ZM161 48V49H160ZM238 48H240V47H238ZM258 48V49H257ZM7 49V50H6ZM33 49V50H32ZM41 49V50H40ZM53 49V50H52ZM63 49H65V50H63ZM75 49V50H74ZM94 49V50H93ZM120 49V50H119ZM150 49V50H149ZM163 49V50H162ZM245 49H247L246 51H245ZM12 50V51H11ZM13 50H15V51H13ZM18 50H20L19 52H18ZM29 50V51H28ZM47 50H49V51H47ZM92 50V51H91ZM126 50V51H125ZM128 50V51H127ZM139 50V51H138ZM146 50V51H145ZM148 50V51H147ZM254 50V51H253ZM27 51V52H26ZM32 51V52H31ZM65 52V53H67V55L68 54H70L69 56V59L71 58V56H73V55H71V54H74V56L76 57V55H77V58H73V59H71V61L73 62H71L70 63V61H69V59L67 58V57H65V56H67L66 54H64L63 52ZM85 51V52H84ZM89 51V52H88ZM116 51V52H115ZM130 51V52H129ZM138 51V52H137ZM141 51H142V53H141ZM145 51V52H144ZM161 51H163V52H161ZM18 53V55H17V53ZM22 52V53H21ZM35 53V54H30V53ZM91 53L90 55L88 54V53ZM99 52H101V54L99 53ZM140 52V53H139ZM149 52V53H148ZM157 52V53H156ZM258 52H260L259 54H257ZM28 53V54H27ZM37 53V54H36ZM77 53V54H76ZM81 53V54H80ZM86 53H87V55L89 56V59H88V56L86 57ZM136 53H138V54H136ZM153 53V54H152ZM19 54H21L22 56H20ZM25 54V55H24ZM30 54V55H29ZM62 54V55H61ZM112 54V55H111ZM119 54H121V55H119ZM125 54V55H124ZM134 56H136V55H139V56H136V57H133V55ZM144 54V55H143ZM146 54V55H145ZM166 54V55H165ZM246 54V55H245ZM248 54V55H247ZM9 55V56H8ZM27 55V56H26ZM32 55H33V57H32ZM50 55V56H49ZM63 55H64V61H65V59H66V63H65V65H66V69L65 68H63V70L65 69V71H61V67H63L64 66V61L62 60L63 59ZM81 55H83L85 58H87V60L86 61H89V63H90V61H91V70H92V72H91V70H90V72L88 71L89 69H86L85 67H84V64H86V61L84 62L83 60H85V58L83 57V56H81ZM99 55V56H98ZM150 55V56H149ZM259 55V57H260V55H263V57H261L260 59H258V61H257V59L256 58H258L257 56ZM15 56V58H13V57ZM92 56V57H93ZM119 56V57H118ZM146 56V57H145ZM153 56V57H152ZM160 56V57H159ZM170 56V57H169ZM188 56V57H187ZM254 56V58H252ZM256 56V57H255ZM3 57V58H2ZM26 57L27 58H30V60H28V61H26ZM53 57V58H52ZM91 57V58H92ZM127 57V58H126ZM137 57H138V59H137ZM145 59H144V58ZM147 57H148V59H147ZM155 57H157V58H155ZM168 57V58H167ZM242 57V56H241ZM33 58V59H32ZM50 58V59H49ZM61 58V59H60ZM80 58V59H79ZM104 58H102V59H104ZM130 58V59H129ZM161 58H163V59H161ZM246 58H247V60H246ZM250 58H251V60H250ZM16 59V60H15ZM20 59V60H19ZM75 59L76 60H79V61H75ZM93 59V58H92ZM93 59V60H94ZM129 59V60H128ZM143 59V60H142ZM152 59V60H151ZM153 59H155L154 61H153ZM159 59H161V62L159 61ZM57 60V61H56ZM125 60V61H124ZM138 62H137V61ZM190 62H189V61ZM30 61V62H29ZM48 61V62H47ZM75 61V62H74ZM147 61V62H146ZM204 61L205 60H202V61H200L201 63H204ZM52 62V63H51ZM58 64H57V63ZM60 62V63H59ZM69 62V63H68ZM101 62V63H100ZM128 62V63H127ZM188 62V63H187ZM248 62H249V64H248ZM21 63V64H20ZM34 63H35V65H34ZM82 63V64H81ZM138 63H139V68H138ZM4 64H6V65H4ZM20 64V65H19ZM24 64V65H23ZM26 64V65H25ZM32 64V65H31ZM40 64V65H39ZM53 64V65H52ZM57 64V65H56ZM60 64V65H59ZM115 64V63H114ZM135 64H137V65H135ZM148 64H150V66L148 65ZM158 64V65H157ZM191 64H192V66H191ZM10 65V66H9ZM49 66V68H48V66ZM133 66V69H132V66ZM154 65V66H153ZM187 65V66H186ZM196 65V64H195ZM6 66H7V68H6ZM20 66V67H19ZM25 66H27V67H25ZM30 66V67H29ZM37 66V67H36ZM58 66V67H57ZM135 66V67H134ZM149 66V67H148ZM153 66V67H152ZM3 67H5V68H3ZM13 67H15V68H13ZM17 67H18V69L20 70V73H21V71H23V70H26V71H23V73H21V75L22 74H24V76L23 77H26V78H24V80H22V81H18V79H20L22 76L19 74V78L16 76V78H18L17 79V83L18 84H20L21 82V88H19L18 86H17V84L14 86V88L15 87H17L18 89L17 90H19V89H21L20 91H17L16 90V92H15V90H14V95H15V93H16V95H15V97H14V95L13 94H11V89H9V91H8V82L7 81H9V79H12L13 80V78H15L14 77V75H13V77H11L12 76V74H10L11 72H14V71H16V72H14V73H16V74H18V71H17ZM23 67L25 68V69H23ZM31 67H32V69H34L33 71H35V73H38L40 76H42V77H40V76H37V75H35V73L32 75L31 74V71L30 70H32L31 69ZM35 67H36V69H35ZM65 67V66H64ZM70 67H72V68H70ZM78 67V68H77ZM84 67V68H83ZM137 67V68H136ZM143 67V68H142ZM250 67V66H249ZM27 68V69H26ZM39 68V69H38ZM57 68H58V70H57ZM98 68H101V69H99L98 70ZM111 68V69H110ZM248 68V67H247ZM252 68H253V66H251L250 68H248L247 70H251L252 71ZM13 69V70H12ZM38 69V70H37ZM51 69H53L56 73H58L59 74V76L61 77H59V79H60V81L58 80V78H56L55 77V75L53 76V74H55L53 71H51ZM96 69V70H95ZM103 69V70H102ZM122 69V70H121ZM141 69V70H140ZM144 69V70H143ZM236 69V67H235V65H234V71H236L235 70ZM28 70H29V72H30V74H27V76H26V73H28ZM45 70V71H44ZM69 70V71H68ZM71 70V71H70ZM82 70V71H81ZM86 70V71H85ZM109 70H111V71H109ZM115 70V71H114ZM189 70V71H188ZM249 70V72H250V74H252L253 75V73H255L256 75H257V73L258 72H255V71H250ZM33 71H32V73H33ZM37 71V72H36ZM39 71H40V73H39ZM81 71V72H80ZM95 71V72H94ZM98 73H97V72ZM122 73H121V72ZM140 71V72H139ZM186 71H187V73H186ZM234 71H232L233 73H237V71L236 72H234ZM50 72H52V73H50ZM61 72H64L63 74V77H64V79H63V77L61 76ZM68 72V74H66ZM74 72H75V74L77 75H75L74 74ZM84 72V73H83ZM86 72V73H85ZM138 72V73H137ZM3 73V74H2ZM5 73V74H4ZM45 73H49V74H51V76H53V77H55V78H53L52 77V79L50 80V75L48 76V75H46ZM61 73V74H60ZM80 73V74H79ZM87 73H89V74H87ZM97 74V75H95V74ZM118 73V74H117ZM143 73V74H142ZM147 73V74H146ZM148 73H149V75H148ZM153 73V74H152ZM58 74H56V76L58 77ZM71 74V75H70ZM111 74V75H110ZM127 76H126V75ZM129 74H130V76H129ZM132 74H133V76H135V74H136V76H135V78L132 76ZM140 74V75H139ZM146 74V75H145ZM254 74V75H255ZM11 75V76H10ZM35 75V76H34ZM45 75H46V77L48 76V82L51 84V86H50V84H49V87H47L46 86V83H44V82H47L46 80H47V78L45 77ZM94 75V76H93ZM100 75H101V77H100ZM108 75L110 76V78H108ZM115 75V76H114ZM120 75V76H119ZM187 75V76H186ZM254 75H253V78H254ZM255 75V77H257ZM259 75V74H258ZM21 76V77H20ZM29 76V78H27ZM36 77H40L39 78V80H38V78L36 79V80H38L37 82H39V83H36V81L35 82H33V83H36L37 85L39 84V86L38 87H36L37 85L36 84H33L35 87H33V86H31V84L29 83H27V82H32V81H34L35 80V78ZM43 76H44V78H43ZM70 78H72V79H76V80H72L71 78L69 79L68 77ZM77 78H76V77ZM80 76V77H79ZM84 76V77H83ZM87 76V77H86ZM168 76H170V77H168ZM184 76V77H183ZM260 76V75H259ZM6 77V78H5ZM11 77V78H10ZM79 77V78H78ZM96 77V78H95ZM105 77V78H104ZM128 77V78H127ZM138 77V78H137ZM145 77V78H144ZM151 77V78H150ZM161 77H165V80L163 79V78H161ZM238 77V76H237ZM16 78H15V80H16ZM32 79V80H29L28 81V79ZM34 78V79H33ZM42 78V79H41ZM67 78L69 79V80H67ZM88 78V79H87ZM142 78V79H141ZM147 78H148V80H147ZM150 78V79H149ZM171 78V81L169 80ZM252 78V79H253ZM259 78V80H260V77H258ZM258 78H256V80L258 79ZM8 79V80H7ZM27 79V81H26V83H25V80ZM44 79H46V80H44ZM82 79V80H81ZM84 79H85V81H84ZM87 79V80H86ZM92 79V80H91ZM94 79H96V81L94 80ZM99 79V80H98ZM115 79H116V81H115ZM128 79V80H127ZM134 79V80H133ZM137 79V80H136ZM159 79H160V81H169V82H172L173 81V83L175 82H177L178 83V85H176L177 86V88H176V86H175V88L173 87V86H170V87H168V88H162V86H160V87H157V86H155L156 85V83L157 82H159ZM234 79H237L236 77L234 78ZM240 79V78H239ZM238 79V80H239ZM6 80V81H5ZM50 80V81H49ZM52 80H55V81H52ZM120 82H119V81ZM142 80V81H141ZM158 80V81H157ZM175 80V81H174ZM177 80V81H176ZM184 80V81H183ZM242 80V79H241ZM255 80V81H256ZM259 80H257L256 82L259 84L260 83V81ZM40 81H43V83H41V84H44V85H41L40 84ZM58 81V82H57ZM68 81H70V82H68ZM71 81H72V84H71ZM134 81V82H133ZM138 83H137V82ZM144 81V82H143ZM148 81H149V83H148ZM157 81V82H156ZM254 80H252V81H249L250 82V84L253 82ZM253 82V83H256V82ZM3 82V83H2ZM53 84H52V83ZM68 82V83H67ZM78 82V83H77ZM80 82V83H79ZM95 82V83H94ZM106 82V81H105ZM151 82H153V84L151 83ZM243 82V81H242ZM248 82V83H249ZM55 83V84H54ZM62 83L64 84V85H62ZM83 83H85V84H83ZM87 83V84H86ZM123 84V86H122V84ZM147 83V84H146ZM182 83V84H183ZM253 83L251 84V85H253ZM256 83V84H257ZM6 84V85H5ZM13 84H14V81H13ZM12 84V85H13ZM25 84V85H24ZM29 85V87L30 88H35L34 90V93H35V95L34 94H32L31 92H33L31 89V92H30V90L29 89H27L28 88V85ZM77 84V85H76ZM92 84V85H91ZM119 84H121V85H119ZM152 84V85H151ZM181 84V85H182ZM5 85V86H4ZM27 85V87H23V86H26ZM45 86V88L44 89H46L47 88V91H48V88L50 89V91H48L49 93L51 92L52 94H47L46 95V92L47 91H45L42 95H41V92H40V90H39V88L40 89H43V87L41 88V86ZM52 85H53V87H52ZM56 85V86H55ZM61 85V86H60ZM90 85V86H89ZM119 85V86H118ZM138 85H137V89H139V87H138ZM146 85V86H145ZM251 85H249V88H252V87H250ZM59 86V87H58ZM74 86V87H73ZM76 86V87H75ZM87 86V87H86ZM91 86H93L92 88H91ZM111 87H112V85H110ZM115 86V87H114ZM121 86V87H120ZM184 86V85H183ZM183 86H181L182 88H183ZM246 86H248V84L246 85ZM254 86V85H253ZM5 87V88H4ZM84 87V88H83ZM150 87V88H149ZM171 87H173L174 89H173V91L174 92H172L171 90H172V88ZM181 87H180V89H181ZM255 87V86H254ZM25 88V89H24ZM56 88V89H55ZM74 88V89H73ZM89 88V89H88ZM119 88V89H118ZM121 88V89H120ZM134 88V89H135ZM155 88H157V89H155ZM44 89L43 90H41L42 92L44 91ZM53 89V91H51ZM89 91H88V90ZM90 89H92V91L90 90ZM117 89V90H116ZM136 89V90H137ZM185 89L187 90L188 88H186L185 87ZM29 90V91H28ZM76 90V91H75ZM84 90V91H83ZM119 90H121V91H119ZM150 90H154V91H152V93L150 92ZM183 90V89H182ZM39 91V92H38ZM57 91H58V93H57ZM88 91V92H87ZM92 93H91V92ZM114 91H116V92H118L119 91V95H117V94H114ZM135 91V90H134ZM20 92H21V94H20ZM25 92V93H24ZM47 92V93H48ZM55 92V93H54ZM75 92V93H74ZM85 92V93H84ZM40 93V94H39ZM54 93V94H53ZM72 93V94H71ZM83 93V94H82ZM37 94V95H36ZM39 94V95H38ZM57 94V95H56ZM110 94V93H109ZM189 94H190V92H189ZM188 94V95H189ZM5 95V96H4ZM12 95H13V98H15V99H12ZM25 95V96H24ZM42 96V98L44 99H42V98H40L41 96ZM54 95H55V98L53 99L52 98V96L54 97ZM73 95V96H72ZM79 95V96H78ZM80 95H82V96H80ZM95 95V94H94ZM113 95H114V97H113ZM115 95H117V96H119V97H124V98H126V99H124V98H122V100L124 99V101L126 102V103H128V104H126V103H124L122 100H121V102H120V100L119 99H121V98H118L117 96H115ZM122 95V96H121ZM124 95V96H123ZM158 95V96H157ZM11 96V97H10ZM51 96V97H50ZM78 96V97H77ZM84 96V97H83ZM127 96V97H128ZM141 96V97H140ZM171 96V95H170ZM191 98H192V96H191V94L189 95ZM5 97V98H4ZM7 97H8V101H6L7 100ZM10 97V98H9ZM26 97H27V99H26ZM37 97H39V98H37ZM48 97H50V98H48ZM74 97V98H73ZM111 98V100H109L110 98ZM189 97V98H190ZM263 97V100L260 102V104L262 103V104H264V95L262 96ZM5 100H4V99ZM35 98H37V99H35ZM53 99V100H51V101H53V102H51L50 100H48V99ZM68 98V99H67ZM118 98V99H117ZM133 98H134V103H132L133 102ZM4 101H3V100ZM39 99H41V100H39ZM90 99V100H89ZM17 100V101H16ZM22 100V101H21ZM114 100V102H112ZM151 100H150V103H151ZM261 100V99H260ZM14 101V102H13ZM16 101V102H15ZM48 101V102H47ZM50 101V102H49ZM120 103H119V102ZM158 101V102H157ZM5 102H7V103H5ZM70 102V103H69ZM118 102V103H117ZM123 102V103H122ZM3 103V104H2ZM9 103H10V105H9ZM12 103V104H11ZM45 103V104H46ZM113 103V104H112ZM130 103V104H129ZM221 103V102H220ZM30 104V105H29ZM42 104H44V102L42 103ZM59 104H60V106H59ZM69 104V105H68ZM112 104V106H110ZM116 104H118V105H116ZM123 104V105H122ZM126 104V106H124ZM156 104V105H155ZM157 104H158V106H157ZM224 104H226V103H224ZM223 103L222 104H220V105H224ZM32 105V106H31ZM56 105V106H55ZM108 105L110 106V107H108ZM117 106L118 107V110H117V107H115V106ZM128 105V106H127ZM130 105V106H129ZM134 105V106H135ZM147 105V104H146ZM145 105V106H146ZM6 106V107H5ZM34 106V107H33ZM45 106V105H44ZM48 106L46 105L45 106V109L46 108H48ZM70 106V107H69ZM101 106H102V108H101ZM114 106V107H113ZM121 106V107H120ZM142 106H144V105H142ZM157 106V107H156ZM162 106H163V104H162ZM106 107V108H105ZM112 107V108H111ZM126 107V108H125ZM262 107V106H261ZM264 107V106H263ZM4 108H5V110H4ZM36 108V107H35ZM38 109L39 108H41V107H37ZM35 109V110H38V109ZM44 108V107H43ZM43 108H41L40 110H43ZM57 108V109H56ZM62 108V107H61ZM73 108V109H72ZM93 108H94V110H93ZM105 108V109H104ZM116 109L115 111H114V109ZM125 108V109H124ZM159 108V109H158ZM113 109V110H112ZM122 109V110H121ZM152 109V110H151ZM225 111L226 110H230V108L228 107V106H226L225 108ZM2 110V111H1ZM62 110V109H61ZM102 110V111H101ZM104 110V111H103ZM151 110V111H150ZM154 110V111H153ZM156 110V111H155ZM211 110V111H210ZM214 110H216V109H214ZM214 110H212V109H208L207 111H204L203 112V114L204 115H206V113H209V116H211V115H213V114H216L215 113V111ZM232 111H233V109H231ZM34 111V110H33ZM46 111H47V109H46ZM45 111V112H46ZM106 111V112H105ZM110 111H112V112H110ZM100 112H101V114H102V112H105V114L103 113L102 115L100 114ZM110 112V113H109ZM121 112V113H120ZM159 112H161V111H159ZM216 112H217V110H216ZM18 113H19V111H18ZM38 113V112H37ZM106 113H108L107 115H106ZM126 113V112H125ZM158 114V113H157ZM43 115V113H38V115L36 114V116H38V119L37 120H35L36 122H37V125H38V127H40L41 125H42V123L39 121V120H41V117L40 116H42ZM50 115V114H49ZM103 115H105V116H103ZM108 115V116H109ZM0 116H2V115H0ZM61 116V115H60ZM100 118H99V117ZM53 117V116H52ZM51 117V118H52ZM116 117H117V115H116ZM24 118V120H25V122L27 121V125H29L28 126V128H31V129H33L32 127V125H35V123H33L32 121L34 120L33 119V117H32V119H27V118H25V117H23ZM37 118V117H36ZM50 118V119H51ZM77 118V119H76ZM94 118V119H95ZM122 118H120V119H122ZM1 119H2V117H1ZM27 119V120H26ZM119 119V118H118ZM23 120V119H22ZM98 120H97V123H98ZM34 121V122H35ZM39 121V122H38ZM177 121H179V120H177ZM253 122H249V124H248V126H246L244 129V131L243 130H239L240 131V133L238 132V131H234V136H235V138H233V141L231 142V144H232V150L230 149H228V148H231V144L229 145H227V142H225V144L223 145V143H224V141H226L225 139H224V141H221L222 140V138L219 140V139H217L218 137L216 136V134H214V133H211L212 131L210 130V129H204V126H202V128L200 127L201 125H199V127H200V129L198 128V135H197V133H196V135L194 134V128H196L194 125L195 124H197V123H195V124H193V126L194 127H192V134L191 135H193V137L190 135V133L188 134V136H191V138L190 137H188V139H190V140H188V139H186L185 141H183V142H185V144L182 142L181 143V141L178 143V141L176 142V141H172V139H170L169 138V140H171L170 142H169V140L167 139V141L165 142V141H163V142H160V141H158V140H154V142H151V144H149L150 146L149 147H147L148 145H146V146H143V149L141 148V150L140 149H138V150H140V151H138V153H136L137 151H135V153L133 152V154L131 155V156H134V161L132 160V158H130L131 159V162L130 163H128V162H125L126 161V159L124 160L122 157H124L125 156V154L127 153V143H125V141H124V143H122L121 144V142H117V141H120L121 140V138L123 137H120V138H118L117 139V141L115 142V144L116 145H118V148H116L117 146L115 145H112L111 143H109V142H107V143H109V144H107L106 142H102L101 144L103 145H99V146H101V148H99V146H98V148L97 147H95V149H92L91 151H89L90 152V154H89V152H87V151H85L84 153H86V155L88 154V155H93V156H95V154L96 153H99V154H96V156L95 157H93V156H90V159L93 161L94 159L96 160V161H100V159H101V162L102 161H105V162H107L106 164H105V162H100V165H98V168H99V173L101 174V175H99V173H98V175L102 178V180H101V178L99 179V180H97L96 182H94V181H89V182H87V185H85V186H87V187H94L95 186V184L97 183H99L100 184V188L101 189H103V190H101V189H99V191L101 192V194L104 196V194H106L105 195V199H103V197L101 196V195H98V196H101L100 198L101 199H103L102 201L100 200V201H98V202H103V203H98L97 201H96V195H94V197H93V199H94V202H97L98 204H102L103 206H104V208H107L106 209V211L108 210V211H110V210H114L113 212H108L107 211V213H106V211H105V216H104V208H102V211H103V214L101 215V213L99 214V215H101V217L98 215V218H97V222H96V225H94V229L97 231V233L96 234H94L95 232H93V233H90L91 232V230L93 229V224H95V221H96V219H95V221H94V219H92V217H91V213L89 214V212H90V205L93 203H90L92 200L91 199H89V200H91L90 202L88 201L87 202V198L88 197H90V196H92L95 192L94 191H92V193H91V188H89V193H90V196H87V198H85V200H84V202H86V204H89V206H88V208H86V204H84V206L85 207H83L80 211H78V213H77V215H80V216H82L83 218L85 217V216H87V215H89L90 216V218H89V220H87V218H88V216L86 217V219L85 220H87V221H91V220H93L94 222H92V225H91V223H90V225H88V226H86V224L87 223H85V220H83V218L81 219L80 217H78L79 219H81V221L84 223V225H85V227L87 228V230L88 229H90V231H87V232H89V234H93V235H95V236H97V237H99L98 239H97V241H96V238L94 239V236H92V235H90V237L92 236V238H90V237H88V234H87V232H86V236L87 237H85L86 239H83V242L87 245V247L84 245V247L86 248V249H93V250H97L96 248H98V247H100V249L98 248V252L100 251V252H102L103 254L106 252L107 253V251H111L112 253H113V256L114 257H108V259L110 260V261H112V262H114V263H112V264H120V262H121V264H127V262L129 263V264H131V262L132 261H134V262H132V264H138V262H139V260L141 259V258H148V262H147V260H145V259H141L142 261H140V263L139 264H142V263H144V261H145V263L144 264H159V263H162L163 262V260H165L166 261V259H161L162 261H158L161 257H164L165 255V257L167 258H169L170 257V255H171V260H172V257H174V260L176 259V255L175 254H178L177 252H178V250H179V245L181 244V243H183L182 245H181V247L183 246V247H185L186 248V244H189V243H194V245H191V244H189L190 246H194V248L195 247H199V249H201L200 248V246H202V245H206V246H202V248H204V249H201V250H199L200 251V253L199 252H197V253H199L198 255H197V259H200V260H202V257H203V255H204V250H209L210 251V249L212 248V245L214 246V247H216V245L218 244V240H216V242H214L215 240H214V235H215V233L213 234V233H207V231H211L212 229V227H213V224H214V229L215 228H218V226H219V228H220V226L221 225H219V224H221L220 222L222 221V219H221V217H224V216H222L223 214L221 213V212H223V211H226V210H229L228 212H231L230 211V209H226V210H223L222 208V203L223 204H225L227 201H225V202H223L224 200H226V199H220V198H222L221 196H219L217 193H216V191L215 190H220V192L224 195H226V191H228L227 190V188H228V186H229V184H230V182H228V180L229 181H233L235 178V175H237V173H239V172H241V175L243 176V180L244 179H246V180H244L243 182V190H238V191H235V193H230L229 195H231V197H232V199L234 198L235 200H233L234 202V205H235V207H234V212L236 211L237 213L235 214L237 217H236V219H237V223L238 224H236L239 228H237L236 227V229H238V231H239V233H242L243 234V236L244 237H246L247 238V240L244 238V240H245V242H246V244L248 243V242H250L251 243V241L253 242V244H252V248L255 246V247H257L258 246V244H261V242L259 241L260 239H261V237H262V235H263V237H262V242H264V233H263V231H264V226L261 224V223H263V221H264V198H263V195H264V125L263 126H259V124L255 121V120H252ZM255 121V122H254ZM100 122V121H99ZM183 123V122H182ZM256 124V125H255ZM73 125V126H72ZM258 125V126H257ZM31 126V127H30ZM197 127H198V124L196 125ZM258 127H260L259 129H258ZM263 127V128H262ZM257 128V129H256ZM197 129V128H196ZM201 129H202V131H201ZM201 131V133H200V131ZM205 130V131H204ZM33 131H35V130H33ZM33 131L31 132V130L30 129H28V131H26V134L28 135V134H30V133H33ZM246 131H247V133H246ZM1 133H3L2 134V136H4V135H7V132L5 133V131H0ZM196 132H197V130H196ZM207 132V133H206ZM238 132V133H237ZM5 133V134H4ZM206 133V134H205ZM20 134V135H19ZM19 134H17V135H15V137H16V139L14 140V138H13V140H11V142L12 143H14V141H18L19 140V136H22V132H20ZM208 134V135H207ZM214 134V135H213ZM13 137H14V135H13V133L11 134ZM203 135H206V136H203ZM239 135V136H238ZM243 135V136H242ZM186 137H187V135H186ZM197 137V138H196ZM200 137V138H199ZM203 137V138H202ZM204 137H205V139H204ZM233 137V136H232ZM2 139H3V137H1ZM18 138V139H17ZM22 138V137H21ZM195 138V139H194ZM208 138V139H207ZM4 139H6V136H4ZM122 141V140H121ZM195 143H194V142ZM200 141V142H199ZM204 141V142H203ZM5 141H3V143H4ZM123 142V141H122ZM157 142H159V143H157ZM189 142V143H188ZM193 142V143H192ZM206 142V143H205ZM222 142V144H219V143H221ZM229 142H230V140H229ZM2 143V144H3ZM7 143H9V144H11L9 141L7 142H5V145L7 144ZM118 143V144H117ZM161 143V144H160ZM163 143V144H162ZM165 143H166V145H165ZM173 143V144H172ZM190 143H192V144H190ZM200 143V144H199ZM201 143H202V145H201ZM80 144V142H78V145ZM82 144V143H81ZM80 144V146L82 147H84V144H82L81 145ZM106 146H108V148H109V150L107 149V147H105L104 148V146L105 145ZM113 144H114V141H113ZM124 144V145H123ZM155 144V145H154ZM172 144V145H171ZM179 146H178V145ZM187 144H189V146L187 145ZM203 144H204V146H203ZM4 145V144H3ZM77 145V144H76ZM76 145H74V147L76 146ZM77 145V146H78ZM120 145V146H119ZM126 145V146H125ZM199 145V146H198ZM6 146H9L8 144L6 145ZM11 146V145H10ZM10 146L8 147V148H6V149H3L4 151L5 150H7V149H11L10 148ZM77 146H76V148L75 149H77ZM122 146V147H121ZM154 146V147H153ZM193 146V147H192ZM202 146V147H201ZM79 147V146H78ZM80 147V148H81ZM104 149H103V148ZM125 149H124V148ZM164 147V148H163ZM179 147V148H178ZM186 147H188L187 149H186ZM190 147V148H189ZM72 148H73V146H72ZM71 148V149H72ZM79 148V149H80ZM97 148V149H96ZM144 148H148L147 150H145ZM161 148V149H160ZM182 148H184V149H182ZM79 149H77L75 152H77V155L79 154V152H81V150L79 151ZM98 149H102L101 151L100 150H98ZM120 149H122V150H120ZM176 149V150H175ZM179 149H180V151H179ZM182 149V150H181ZM96 150V151H95ZM117 150V151H116ZM145 150V151H144ZM157 150V151H156ZM162 150V151H161ZM167 150V151H166ZM186 150V151H185ZM189 150H190V152H189ZM193 150V151H192ZM4 151H1L2 153H3V155L4 156H6L5 154H4ZM11 151V150H10ZM9 151V152H10ZM71 151V150H70ZM73 151V150H72ZM72 151H71V156H75V154H74V151H73V154H72ZM84 151V150H83ZM83 151L81 152V153H83ZM99 151V152H98ZM153 151V152H152ZM171 151V152H170ZM185 153H184V152ZM192 151V152H191ZM231 151V152H230ZM6 152V151H5ZM8 152V151H7ZM144 152V153H143ZM155 152H157V153H155ZM166 152V153H165ZM177 152V153H176ZM187 152H188V154H187ZM92 153V154H91ZM105 153H107L106 155H105ZM141 153H142V155H141ZM176 153V154H175ZM181 153V154H180ZM182 153H183V155H182ZM7 154V157H8V155H9V153H6ZM104 154V155H103ZM137 155V154H139L138 156H140V157H137L136 156V158H135V155ZM145 154V155H144ZM160 154V155H159ZM177 154H179V156L178 157H180L181 156V158H179V159H177L176 157V155ZM198 154V155H197ZM233 154V155H232ZM99 155V156H98ZM124 155V156H123ZM187 155V156H186ZM197 156V157H195V156ZM200 155V156H199ZM10 157H12L13 158V156H11V155H9ZM85 156V155H84ZM103 156V157H102ZM109 156V157H108ZM156 156V157H155ZM175 156V157H174ZM185 156V157H184ZM202 156V157H201ZM6 157V158H7ZM86 157V156H85ZM89 157V156H88ZM102 157V158H101ZM107 159H106V158ZM148 157V158H147ZM183 157V158H182ZM195 157V158H194ZM9 158V157H8ZM7 158V159H8ZM11 158V159H12ZM76 158H78V156L76 157ZM87 158V157H86ZM94 158V159H93ZM110 158H111V160H110ZM124 161V164H122V160ZM157 158V159H156ZM188 160H187V159ZM209 158V159H208ZM4 159H5V157H4ZM89 158H88V160H90ZM98 159V160H97ZM103 159H106V160H103ZM119 159V160H118ZM129 159V158H128ZM137 159V160H136ZM144 159V160H143ZM147 159V160H146ZM161 159V160H160ZM174 159V160H173ZM186 159V162L187 161H190V162H187L185 165H186V167L189 169V170H186L187 168H180L181 166H179V165H181V163H180V161L179 160H185ZM191 159V160H190ZM205 161H204V160ZM90 160V162H92ZM114 160V161H113ZM138 160H139V162H138ZM169 160H171V161H169ZM195 160V161H194ZM203 160V161H202ZM207 160V161H206ZM8 161H9V159H8ZM8 161H5L6 163L5 164H3L4 165V167L5 168H8L9 166L8 165H11L12 167H15L16 165V161L14 160H10V163L8 162ZM128 161H130V160H128ZM136 161V162H135ZM143 161V162H142ZM155 161H157V163L155 162ZM159 161V162H158ZM166 161H167V163H166ZM175 161H178V162H176V164L174 163ZM194 161V162H193ZM261 161V162H260ZM9 164H8V163ZM115 162H116V164H115ZM202 164H201V163ZM12 163V164H11ZM14 163V164H13ZM111 163H113V164H111ZM134 163V165L133 166H135V167H132V164ZM144 163V164H143ZM159 163H164V164H159ZM171 165H170V164ZM178 163V164H177ZM193 163V164H192ZM198 163V164H197ZM261 163V164H260ZM263 163V164H262ZM7 164V165H6ZM111 164V165H110ZM116 166H115V165ZM131 164V165H130ZM157 166H156V165ZM173 164H175V165H173ZM15 165V166H14ZM97 165H92L91 166V168H94L93 166H97ZM101 165H102V167H101ZM128 165V166H127ZM138 165V166H137ZM142 165V166H141ZM145 165V166H144ZM147 165V166H146ZM154 165V166H153ZM158 165H159V167H158ZM168 165V166H167ZM174 167H173V166ZM188 165H189V167H188ZM8 166V167H7ZM107 166V167H106ZM115 168H114V167ZM130 166V167H129ZM137 166V167H136ZM165 166V167H164ZM169 166H172L171 168H169L170 169V174H169V179H167V176L165 177V179H166V182H160L162 179H164L163 177L167 174L168 175V171H166L168 168H166V167H169ZM191 166V167H190ZM195 166V167H194ZM206 166H207V168H206ZM241 166V167H240ZM127 167H129V168H127ZM141 167H143V168H141ZM147 167V168H146ZM155 167H157L156 169H154ZM163 167H164V170H159V168L160 169H163ZM178 167L180 168V169H178ZM193 167V168H192ZM236 169H235V168ZM120 168H122V169H120ZM137 170H136V169ZM139 168H141V169H139ZM191 168V169H190ZM238 168V169H237ZM241 169V171H240V169ZM244 168V169H243ZM119 169V170H118ZM128 169H129V171H128ZM133 169V170H132ZM168 169V170H169ZM175 169H176V171H175ZM116 172H115V171ZM139 170H141V172L139 171ZM192 170V171H191ZM202 170V171H201ZM223 170V171H222ZM232 170V171H231ZM234 170V171H233ZM239 170V171H238ZM120 171H122V172H120ZM133 171V172H132ZM158 173H157V172ZM160 171V172H159ZM162 171H164L165 173H164V175L162 176ZM172 171H174V172H172ZM191 171V172H190ZM197 171H198V173H197ZM204 171V172H203ZM222 171V172H221ZM225 171V172H224ZM244 171H246V172H248V173H244ZM124 172V173H123ZM127 172H129V173H127ZM142 172H144V174L142 173ZM195 172V173H194ZM226 172H228V173H226ZM234 172V173H233ZM255 172V173H254ZM141 173V174H140ZM152 173V174H151ZM153 173H155L154 174V176H153ZM161 173V174H160ZM203 173V174H202ZM204 173H205V175H204ZM236 173V174H235ZM126 174H128L127 176H126ZM159 176H158V175ZM183 174V175H182ZM187 174H188V177H187ZM197 174H198V176H197ZM221 174V175H220ZM231 174V175H230ZM139 175H140V177H139ZM146 175V176H145ZM148 175H149V177H148ZM160 175H161V177H160ZM172 175V176H171ZM182 177H181V176ZM190 175V176H189ZM192 175V176H191ZM195 175V176H194ZM204 175V176H203ZM208 175H209V177H208ZM219 175V176H218ZM230 177H229V176ZM255 175V176H254ZM118 176V177H117ZM150 176H152V177H150ZM170 176H171V178H170ZM178 176V177H177ZM185 176V177H184ZM194 176V177H193ZM200 176H201V178H200ZM217 176V177H216ZM246 176V177H245ZM248 176V177H247ZM250 176V177H249ZM252 176V177H251ZM91 177H93V175H91ZM131 177V178H130ZM177 178V180H176V178ZM187 177V178H186ZM203 177H206L205 179L203 178ZM121 178H123V179H121ZM136 178V179H135ZM147 178H149L150 180H148ZM158 180H157V179ZM159 178H160V180H159ZM175 178V179H174ZM186 178V179H185ZM203 178V179H202ZM217 178V179H216ZM134 179V180H133ZM141 179V180H140ZM146 179L148 180V181H146ZM172 179V180H171ZM179 179V180H178ZM182 179V180H181ZM215 179V180H214ZM251 179V180H250ZM125 180V181H124ZM173 180H174V182H173ZM175 180H176V183H177V185H176V183H175ZM185 180V181H184ZM189 180V181H188ZM138 181V182H137ZM152 181L154 182V183H152ZM157 181V182H156ZM172 183H171V182ZM204 181H206V182H204ZM251 181V182H250ZM91 182V183H90ZM149 184H148V183ZM151 182V183H150ZM160 184H159V183ZM182 182V183H181ZM193 184H192V183ZM195 182V183H194ZM209 182H211L210 184H209ZM213 182V183H212ZM89 183L90 184H93V185H89ZM95 183V184H94ZM123 183V184H122ZM133 184V186H132V184ZM139 183V184H138ZM156 183V184H155ZM161 183H163L162 185H161ZM184 183H186V184H184ZM187 183H189V184H187ZM190 183L192 184V186L190 185ZM199 185H198V184ZM207 185H205V184ZM227 183H229V184H227ZM97 184H96V187H98L97 186ZM113 184V185H112ZM115 184H117V185H115ZM146 184V185H145ZM159 184V186H156V185H158ZM171 184V185H170ZM196 184H197V186L199 187L200 185H205V188L207 189V188H211V190L213 189L214 191H211V192H213V193H215L213 196H214V198H213V196H212V198L210 197L211 196V192H210V196H209V194L208 195H205V194H207V193H209V192H207V190H206V192H205V196H206V200H204L203 201V199H205V196H202L203 197V199H200L198 196H197V191L199 190L197 187H195L196 186ZM208 184H209V186H208ZM216 184H219V185H216ZM112 185V186H111ZM117 186L118 188H117V190L119 189L121 192H122V194H121V192L119 193L118 191L116 192V190L114 191V190H112V189H114V188H112V187H115V186ZM144 186V189H143V186ZM154 185H155V187H154ZM167 185V186H166ZM174 185V186H173ZM181 185V186H180ZM183 185H184V188L186 189V188H190V189H188L187 191H190V192H192V193H190V192H187L186 190L184 191V192H182L181 194H183V196H184V194L186 193V194H190V195H186L185 197H186V199H187V196L190 198L191 196L193 197V195H191V194H195V197H193L191 200L193 201V203L191 204H188L187 203V201L185 200H182V202H184V206H183V204L181 203V207L178 205V204H180L179 203V200L181 199V198H179L178 200H177V202L175 201V199H177L178 197H180L181 196V194H180V192L179 191H183L184 189H181V188H183ZM190 187H189V186ZM221 185V186H220ZM223 185V186H222ZM227 185V186H226ZM139 186H141V187H139ZM146 186H148V187H150V188H148V187H146ZM151 186H152V188H151ZM163 186V187H162ZM171 186V187H170ZM178 186V188H176L175 189V187H177ZM180 186V187H179ZM186 186V187H185ZM219 186V187H218ZM225 186V187H224ZM231 186V185H230ZM248 186V187H247ZM128 187V188H127ZM160 187V188H159ZM169 187V188H168ZM224 187V188H223ZM95 188V187H94ZM94 188H93V190H94ZM121 188H123V189H121ZM158 188V189H157ZM168 188V189H167ZM204 188V186L202 187V189ZM226 188V189H225ZM109 189H111L112 191H113V193L115 192V193H119V195L118 196H120L119 198H118V196H117V198L119 199V200H117V201H119V204H118V202L116 203L117 204V206H120V211L122 210V212H120V211H117L118 209H119V207H117L118 209H116V207L114 208V206H113V202H112V198L110 199V197H111V194H112V197H113V193H110V190ZM116 189V188H115ZM150 189H153V191L152 192H150V191H148V190ZM156 189H157V192H158V195L161 197V199L159 200V202L158 201H156L157 199H158V195L156 196V193L155 194H153L152 196H151V199L152 198H154L153 200H151L150 199V195L152 194V193H154L155 191H156ZM170 189H171V191H170ZM172 189H174V190H177L176 192L177 193H175V194H177V195H174V193H173V195L175 196V197H177V198H175L170 192H173L172 191ZM192 189V190H191ZM195 189V190H194ZM201 189V190H202ZM241 189H242V185H241ZM109 190V191H108ZM137 190V191H136ZM147 190V191H146ZM158 190H161L160 192L161 193H159V191ZM197 190V191H196ZM204 190L205 189H203V191H200L198 194H203V192H204ZM224 190V191H223ZM226 190V191H225ZM111 191V192H112ZM124 191V192H123ZM146 191V192H145ZM196 193H195V192ZM223 191V192H222ZM110 193V195H108L109 193ZM144 192V193H143ZM149 194H148V193ZM175 192V191H174ZM179 192V193H178ZM202 192V193H201ZM219 192V193H220ZM237 192H239V193H237ZM262 192V193H261ZM108 193V194H107ZM114 193V194H115ZM170 194V196L171 197H169V195L168 194ZM228 193V192H227ZM245 193V194H244ZM261 193V194H260ZM100 194V193H99ZM121 194V195H120ZM137 194H140L139 196L137 195ZM142 194V195H141ZM145 194V195H144ZM147 194V195H146ZM165 194H167L166 196L167 197H169V199L167 198V197H165ZM217 194V195H216ZM233 194V195H232ZM244 194V196H242V195ZM257 194H260V195H262V196H260V195H258L257 196ZM108 195V196H107ZM136 195V196H135ZM149 195V196H148ZM163 195V196H162ZM131 196V197H130ZM144 196V197H143ZM145 196H146V198H145ZM173 196V197H172ZM197 196V197H196ZM200 197H201V195H199ZM216 196H217V198H216ZM250 196V197H249ZM136 199H135V198ZM143 197V198H142ZM150 199V201H148L149 199ZM162 197H163V199H162ZM201 197V198H202ZM207 197H210V199L209 198H207ZM227 196H225L224 198H226ZM230 197V196H229ZM228 197V198H229ZM256 197V198H255ZM41 198V197H40ZM91 198V197H90ZM99 198V197H98ZM109 198V199H108ZM131 198H133V199H131ZM139 200H138V199ZM166 198L168 199V200H166ZM171 198V199H170ZM175 198V199H174ZM197 198L198 199H200L199 201H200V203H203V204H200V203H198L199 201L197 200ZM215 198H216V200H215ZM227 198V199H228ZM263 199V201H262V199ZM122 199H124V200H122ZM147 199V202L149 203V202H151V203H149V205H148V207H147V205H146V200ZM174 199V202H176V203H174L172 200ZM194 199V200H193ZM232 199H231V202H232ZM105 200V201H104ZM109 202H108V201ZM130 200H131V202H130ZM133 200H135V201H133ZM165 200V201H164ZM171 201V203L170 202H168V201ZM196 200V201H195ZM207 200H209V202L208 203H210L209 205H208V203H207ZM211 200V201H210ZM43 201V202H42ZM112 203H111V202ZM133 201V202H132ZM137 201H139V202H141L140 203V205L138 206H136V203H137ZM143 201H145V205L144 206H146V208L144 207L143 209H141V210H145V211H141L140 209L138 210V208H141V207H143ZM153 201H156V202H154V203H156L155 205H154V203H153ZM205 201H206V203H205ZM46 201L43 199V197L41 198V199H38L37 201H36V203H34L31 207L33 208V209H38V207H39V209H43L46 205H47V202L45 203ZM126 202H128V203H126ZM138 202V203H139ZM169 203V205L171 206L172 205V202H173V207H175L174 209H175V211H176V214H175V211L173 210V209H171V210H169L170 209V206H168V207H165V206H167L168 205V203ZM188 202H190V200H188ZM194 202H195V204H194ZM43 203H44V206H43ZM107 203V204H106ZM111 203V204H110ZM120 203H122V204H120ZM137 203V204H138ZM147 203V204H148ZM200 204L201 205V209H200V205L197 207L196 206V204ZM204 203H205V206H207V208L208 209H205L206 207L204 206ZM212 203H213V205H212ZM46 204V205H45ZM108 204H110L111 206H113V207H111L110 205H108ZM154 205V208L155 207H157L155 210H154V208L151 210L150 208H151V206H153ZM161 206H160V205ZM166 204V205H165ZM176 204V205H175ZM197 204V205H198ZM227 204V203H226ZM109 207H108V206ZM134 205V206H133ZM142 205V206H141ZM151 205V206H150ZM188 205V206H187ZM203 205V206H202ZM129 206V207H128ZM161 208H160V207ZM164 207V209H162L163 207ZM183 206V207H182ZM186 206H187V208H186ZM210 206V207H209ZM217 206V207H216ZM35 207H37V208H35ZM41 207H43V208H41ZM102 207V206H101ZM121 207H123V209L121 208ZM133 207V208H132ZM135 207V208H134ZM172 206H171V208H173ZM84 208H85V210H84ZM91 208H93V206H91ZM114 208V209H113ZM130 208V209H129ZM131 208H132V212L130 211L131 210ZM137 208V209H136ZM168 210H167V209ZM176 208H177V210H176ZM179 208L180 209H182V208H184L183 210H184V215L186 216V218H187V220H188V222H190L191 221V223H192V225L190 226V224L191 223H188V225H186V227H185V232H183L181 229H179V230H181V232L179 233V234H181L182 233V236H184V233H185V237L183 238L184 240L186 239L187 241L185 242L184 240H182V236L180 237L179 235H174L175 237H177V238H175L174 236L171 238V236L170 237H168L167 238V236H169L168 234H167V232H166V230H167V228L165 227V224H168V222L170 223V221H174L175 219H177V221H178V215L183 211V210H179ZM197 208V210H195ZM215 208V209H214ZM218 208V209H217ZM221 208V209H220ZM238 208V209H237ZM88 209V210H87ZM90 209V210H89ZM101 209V208H100ZM125 209V210H124ZM159 209V210H158ZM161 209V210H160ZM186 209H189L188 211L186 210ZM199 209V210H198ZM235 209H237V210H235ZM149 210H150V212H151V214H149L150 212H149ZM164 210V211H163ZM167 210V211H166ZM200 210H202V211H200ZM206 211V213H205V211ZM223 210V211H222ZM240 210V211H239ZM89 211V212H88ZM116 211L117 212H119L118 214H120V215H122L123 213H125L126 211H128V212H126L124 215H122V216H120V220L118 221L117 220V222H118V224L120 225V228L117 226V222L115 223L116 224V226H117V228L115 227V224L113 223V222H109V223H107V220H108V218H110V217H108V218H105L109 213L112 215V217L110 218V219H112V218H114V214L117 216L118 214L116 213ZM129 211H130V213H133V214H131V217H130V213H129ZM136 211H137V213H136ZM152 211H153V214H152ZM162 211V212H161ZM173 212L174 211V214H171L172 216L173 215H175V219L174 220H172V218L170 217V219L168 218V217H165V213H167V212ZM179 211H180V213H179ZM186 211V212H185ZM213 211V212H212ZM220 213H219V212ZM81 212H83V213H80ZM88 212V213H87ZM115 212V213H114ZM159 212H161V213H158ZM165 212V213H164ZM177 212L179 213V214H177ZM192 212V213H191ZM201 212V213H200ZM204 212V213H203ZM233 212V211H232ZM127 213H128V215H129V220L127 221L126 219H127V217H128V215H127ZM146 213V215H144ZM148 213V214H147ZM185 213H191V214H193L194 213V215L195 216H197L198 217V219H196L195 218V216L193 217L192 216V218H190L189 216H191V215H187V214H185ZM198 213V214H197ZM218 213V214H217ZM226 213H227V211H226ZM226 213H224V214H226ZM239 213H240V215H239ZM257 213H259V214H257ZM94 214V213H93ZM107 214V215H106ZM109 214V215H110ZM165 214V215H164ZM169 215H166V216H170V213H168ZM201 214H204V215H201ZM206 214L207 215H209V216H206ZM211 214V215H210ZM222 214V215H221ZM231 214V213H230ZM230 214H229V216H230ZM233 215H231V216H233V218L234 219H232L231 218V216L229 217V218H231L232 220H235V222H236V219H235V217H234V213H232ZM238 214V215H237ZM244 214V215H243ZM263 214V215H262ZM76 215V216H77ZM126 215H127V217H126ZM142 218V220L145 218V220H140L141 222H139V216ZM147 215H148V217H147ZM151 215V216H150ZM156 215V217H154ZM158 215V216H157ZM162 215V216H161ZM164 215V216H163ZM214 215V216H213ZM218 215V216H217ZM219 215H221V217L219 216ZM250 215H252V216H250ZM27 216V215H26ZM94 216V215H93ZM104 216V217H103ZM119 216V215H118ZM146 216V217H145ZM162 218H161V217ZM188 216V217H187ZM201 216L203 217V216H205V217H203V219H201ZM211 216L214 218H212V224H211V227H210V223H209V221H211ZM215 216H216V218H215ZM245 216H250V218H251V220L250 219H248V217H245ZM254 216H256V217H254ZM258 216V217H257ZM124 217V218H123ZM150 217V218H149ZM154 217V218H153ZM158 217V218H157ZM159 217H160V219H159ZM200 217V218H199ZM207 217V218H206ZM227 216H225V218H226ZM103 219L104 220V224L103 223H101L102 222V220H99L100 221V231H99V226L97 225L98 223H99V221H98V219ZM117 218V217H116ZM116 218H114V219H116ZM136 218V219H135ZM138 218V219H137ZM140 218V219H141ZM164 218V219H163ZM165 218H168V220H167V223L165 222L166 220H165ZM189 218H190V220H189ZM194 218H195V220H197V221H195L194 220ZM221 220H220V219ZM247 218V219H246ZM254 220H253V219ZM255 218H257V219H255ZM259 218V219H258ZM74 219L76 220L77 219V217H75V218H73V219H71L72 221H74ZM78 219V220H79ZM91 219V220H90ZM105 219H106V222H105ZM109 219V220H110ZM123 219H125L126 220V222H125V220H123ZM132 219V221H130ZM152 219V220H151ZM155 219H159L157 222H158V224H157V222H156V220ZM195 221H193V220ZM206 219V220H205ZM218 219V220H217ZM230 219V220H231ZM71 220L69 221L70 223H71ZM136 220H138V221H136ZM164 220V221H163ZM200 220V221H199ZM203 220H205L204 222H207V223H209V224H207V223H204V224H201V223H203V222H201V221H203ZM209 220V221H208ZM216 222H215V221ZM224 220V219H223ZM227 220V219H226ZM232 220H231V222H232ZM249 220V221H248ZM253 220V222H251ZM110 221H112V220H110ZM115 221V220H114ZM124 221V222H123ZM132 223L131 225H135L134 227L133 226H131L129 223L130 222ZM149 221V222H148ZM151 221V222H150ZM193 221V222H192ZM219 222V224H218V222ZM228 221H229V219H228ZM260 222V223H258V222ZM122 222H123V224L125 223H128L127 225H129V227L131 226L132 228H129L127 225H125L124 227H123V224H122ZM138 223V225L136 224V223ZM159 222H160V224H159ZM162 222V223H161ZM175 222V221H174ZM174 222H171V223H174ZM215 222V223H214ZM224 222V221H223ZM222 222V223H223ZM234 222V223H235ZM68 224V226L69 225H74V223H75V227H76V225H78L79 224V222H73V224ZM76 223H78V224H76ZM110 223H112V225H110ZM142 223V224H141ZM155 223V224H154ZM165 223V224H164ZM176 223V222H175ZM194 223V224H193ZM227 223V222H226ZM225 222L223 223V225H222V228H223V226H225L224 224H226ZM234 223H233V226H234ZM253 223L255 224V227H253ZM257 223V224H256ZM64 224H66V226H67V223H64ZM101 224H102V226H105V227H103V228H101L102 226H101ZM144 224V225H143ZM162 224H164V225H162ZM195 224H197V226H201L202 228V230H200L199 228L200 227H198L197 228V226H195ZM205 224H207L206 226H207V230H205L206 229V227L204 228V226H205ZM217 224V225H216ZM252 226H251V225ZM140 225V226H139ZM142 225H143V227H142ZM153 225V226H152ZM156 227H155V226ZM193 225L195 226V228H197V230L199 231V232H206L207 234H206V236H204V238H203V234L202 233H199V232H197V230L195 231V232H197L196 234H195V232L194 233H192L194 230V228H193ZM229 225V227H230V225H231V227H232V223L231 224H228ZM228 225H226V227L228 226ZM235 225V226H236ZM262 225V226H261ZM67 226V227H68ZM70 226V228H72ZM89 226H91L90 228H89ZM112 226V227H111ZM126 226L128 227V230L126 229ZM155 229H152V227ZM159 226H163V230L161 231V230H159L161 227H159ZM167 226V225H166ZM216 226V227H215ZM109 227V228H108ZM115 227V228H114ZM121 227H122V229H124L125 231H123V232H121L122 230H121ZM139 227V228H138ZM146 227H147V229H146ZM158 227V228H157ZM192 227V228H191ZM210 227V228H209ZM243 227V228H242ZM253 227V228H252ZM74 228V227H73ZM72 228V229H73ZM110 228H111V230H110ZM144 228V229H143ZM151 228V229H150ZM157 228V229H156ZM203 228H204V230H203ZM221 228V229H222ZM233 228V227H232ZM241 228V229H240ZM263 228V229H262ZM71 229V230H72ZM92 230V231H95V230ZM107 229V230H106ZM134 229V230H133ZM137 231H143V233L142 232H137ZM150 229V230H149ZM166 229V230H165ZM190 229H191V231H190ZM224 229V228H223ZM226 229V228H225ZM235 229V230H236ZM75 229H73L72 231H74ZM118 230H120V233H117V232H119ZM132 232H130V231ZM157 230V231H156ZM165 230V231H164ZM227 230V231H226ZM225 231L228 233V235H227V233H226V235L227 236H229L230 235V233H229V228L227 227V229H226ZM230 230H232L231 228H230ZM263 230V231H262ZM111 231H113V232H111ZM116 231V232H115ZM126 231H128V233L127 234H123V233H125ZM148 231H150L151 233H152V235L151 236H153L154 234L156 235V237H151L150 236V232H148ZM164 231V232H163ZM176 231V230H175ZM177 231H178V229H177ZM212 231H215V230H212ZM223 231V230H222ZM238 231H236V232H238ZM248 231V232H247ZM252 233H251V232ZM261 231V232H260ZM131 234H130V233ZM156 232H158V233H156ZM169 232V231H168ZM231 232V231H230ZM245 232V233H244ZM159 233H161V234H159ZM163 233H166L165 235L163 234ZM171 233H173L172 232V230H171ZM170 233V234H171ZM178 233V232H177ZM176 233V234H177ZM199 233V234H198ZM223 233H224V231H223ZM246 233H248V236L246 235ZM259 233V234H258ZM115 234V235H114ZM116 234H118V237H117V235ZM120 234V235H119ZM158 234V235H157ZM175 234V233H174ZM192 234L193 235H196L197 237H199V238H197V237H194V236H192ZM198 234V235H197ZM210 234H212V236L210 235ZM242 234H241V237H242ZM255 234L257 235V236H255ZM261 234V235H260ZM109 235V236H108ZM124 235V236H123ZM145 235V236H144ZM163 235L167 238H165L167 241L165 242V239L164 240H161V238L160 237H163ZM171 235H173V234H171ZM205 235V234H204ZM209 237H208V236ZM225 235V234H224ZM120 236H121V239H120ZM126 236V237H125ZM158 236V237H157ZM178 236L180 237V239H178ZM192 236V237H191ZM201 236H202V238H201ZM115 237H117V238H115ZM147 237V238H146ZM195 238V240H194V238ZM207 239H206V238ZM210 237H211V239H210ZM213 237V238H212ZM115 238V239H114ZM125 238V239H124ZM159 238H160V240H159ZM193 238V239H192ZM201 238V239H200ZM243 238V237H242ZM249 238V239H248ZM256 238H257V240H256ZM91 239V240H90ZM99 239H101V240H99ZM108 239H109V242H111V243H113V239H114V241L117 239V240H119V243L121 244H118V241L116 240L114 243H113V245L114 246H112V248L110 247L111 246V243H109V245H108ZM127 239V240H126ZM140 239V240H139ZM163 239V238H162ZM169 239V240H168ZM171 239H172V241H174V240H178V241H174L175 243H178V245H174V243H172V241H171ZM200 239V240H199ZM203 239V241L205 240V242H203V241H201ZM209 239V240H208ZM90 240V241H89ZM93 240V241H92ZM94 240H95V242H94ZM133 240H137V241H134L133 242ZM179 240H181V242L179 241ZM193 240V241H192ZM213 240V241H212ZM250 240V241H249ZM256 240V241H255ZM89 241V242H88ZM102 241V242H101ZM125 241V242H124ZM131 241V242H130ZM138 241H141V242H138ZM146 241V242H145ZM152 241V242H151ZM155 241H157V244H155L154 242ZM165 242V243H167V244H169V245H167V244H165V243H163V242ZM184 241V242H183ZM194 241H196V242H194ZM207 241H209L208 243H207ZM94 244H93V243ZM121 242H123L124 244L126 243V245H124V244H122ZM132 242H133V245H135L136 246V248L134 249L133 248V245H132ZM137 242L139 243V245L137 244ZM171 242V243H170ZM180 242V243H179ZM199 242H201V244L199 243ZM212 242L213 243H216V245H214V244H212ZM227 242H229V241H227ZM256 242H259L258 244H256ZM96 243V244H95ZM99 243H101L102 244V246H101V244L99 245ZM127 243H129V244H127ZM135 243V244H134ZM145 244V246H143L144 244ZM146 243H148L147 245H146ZM151 243V244H150ZM153 243V244H152ZM185 243V244H184ZM197 243V244H196ZM198 243H199V245H198ZM249 243V244H250ZM254 243H255V245H254ZM90 244V245H89ZM93 244V245H92ZM161 244H163L164 245V247L161 245ZM172 244V245H171ZM250 244V245H251ZM76 245V244H72L71 245V247H70V245H69V247H70V249L71 248H73L74 246ZM95 245V246H94ZM98 247H97V246ZM116 245H118L119 247H121V249H124V251L123 250H121L120 248L118 249V250H121V251H117L116 250ZM124 247H123V246ZM128 245H130V247H128ZM152 245L154 246V247H152ZM161 247H160V246ZM166 245V246H165ZM174 245V246H173ZM207 245H210V246H207ZM254 245V246H253ZM261 245H264L263 243L261 244ZM73 246V247H72ZM89 246V247H88ZM90 246H92V247H90ZM117 246V247H118ZM127 246V247H126ZM140 248H138V247ZM143 246V247H142ZM160 248H162L161 250L163 251H160V249H159V247ZM178 246V247H177ZM108 247V248H107ZM123 247V248H122ZM152 247V248H151ZM158 249H157V248ZM182 247V248H183ZM188 247V246H187ZM250 247V246H249ZM113 249V251L111 250V249ZM114 248H115V250H114ZM131 248H133L134 250L132 251V253H131V256H130V252L131 251H127V249H131ZM143 248V249H142ZM147 248H148V252L150 253H147ZM171 248V249H170ZM178 248V249H177ZM185 248H183L182 250H184L185 252H186V250H191L189 247L185 250ZM251 248V249H252ZM258 249H260V247H257ZM257 248H255L256 249V252L258 251L257 250ZM264 248V247H263ZM36 249V248H35ZM142 249V250H141ZM150 249V250H149ZM165 249L167 250V252H168V254H167V252H165V255H164V251H165ZM173 249V250H172ZM195 249H197V248H195ZM250 249V250H251ZM255 249H253V252L254 253H256L254 250ZM74 250H75V247H74ZM73 249H72V251H74ZM127 252H126V251ZM137 250H139V251H137ZM145 250H146V254L144 253L145 252ZM156 250L158 251L159 250V253L160 252H162V253H160V255L162 254V256H160L159 255V253H156ZM171 250V251H170ZM176 250H177V252H176ZM189 250H188V252H186V253H188L189 254ZM117 253H116V252ZM123 251V252H122ZM137 253H135V252ZM142 251V252H141ZM184 251H179V253H184ZM192 251V250H191ZM201 251L203 252L202 254H201ZM208 251V252H209ZM252 251V250H251ZM260 251V250H259ZM139 252H141V253H143V254H141V255H146V256H142V257H140V255L138 254ZM170 252V253H169ZM172 252H173V254H172ZM175 252V253H174ZM207 252V251H206ZM262 252V251H261ZM261 252H259V253H261ZM105 253V254H106ZM109 253V252H108ZM117 255H116V254ZM120 253V256H121V253H122V255L123 256H121V258L118 260V257H120V256H118V254ZM124 253V254H123ZM126 253L128 254V255H126ZM134 253V254H133ZM152 253H154V254H152ZM191 253V252H190ZM210 253H212L211 251H210ZM252 253V252H251ZM115 254V255H114ZM149 254V255H148ZM155 254H158L159 256H160V258H159V256L158 255H156L155 256ZM188 254H185V255H188ZM108 255H112L111 253L110 254H108ZM134 255V258L132 257ZM136 255H139L138 257L136 256ZM150 255H154V256H150ZM168 255V256H167ZM214 255V254H213ZM115 256H118V257H115ZM130 256V257H129ZM136 256V257H135ZM149 256V257H148ZM158 256V257H157ZM216 256V255H215ZM250 255H248V257H249ZM253 256V258H254V254L252 255ZM251 256V257H252ZM257 256V255H256ZM255 256V257H256ZM124 257H126L125 259H124ZM140 257V259H138ZM151 257V258H150ZM154 257V258H153ZM158 259H157V258ZM164 257V258H165ZM211 257V256H210ZM251 257H249V259L251 258ZM111 258L114 260H111ZM128 258H131V260H127ZM152 258H153V260H156V263H154V261L152 260ZM212 258V257H211ZM133 259V260H132ZM138 259V260H137ZM216 259V257L214 258V261L215 262H213V260L212 259H210L211 260V262H212V264H218L217 263V261L215 260ZM124 260V261H123ZM137 260V261H136ZM151 260V261H150ZM171 260H169V259H167V261L165 262V263H167L168 261H170V263L172 262L173 264H177L176 263V261L174 262V260L173 261H171ZM258 260V259H257ZM119 261V262H118ZM101 262H103V260L101 261ZM101 262H100V264H101ZM117 262V263H116ZM137 262V263H136ZM253 262V263H252ZM252 262H250V264L252 263V264H255L254 262V260L252 261ZM99 262H97L96 264H98ZM170 263H168V264H170ZM91 264V263H90ZM92 264H95V263H92ZM103 264H104V262H103ZM110 264V263H109ZM163 264V263H162Z\"/></svg>",
    "mask_w": 264,
    "mask_h": 264
}]
</instances>
